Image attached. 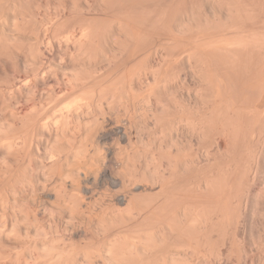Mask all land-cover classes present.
<instances>
[{
  "label": "bare ground",
  "instance_id": "6f19581e",
  "mask_svg": "<svg viewBox=\"0 0 264 264\" xmlns=\"http://www.w3.org/2000/svg\"><path fill=\"white\" fill-rule=\"evenodd\" d=\"M40 1H41V3H43L42 1H44V0H40ZM55 1L59 2L58 0H55ZM81 1H84V0H80L77 2L74 1V2L76 3V5L81 4L82 7L84 5V7L86 6L89 8L88 12H90V15H88V17L91 16V14L93 15V13H91V10L92 11L97 10V13L94 15L95 16L94 18L91 19V18L85 17V15H86L85 14L84 16L81 15L82 17H80V19H79V17H76L78 19H77V21H75L76 18L74 19V17H72L74 19L73 20L71 18V20L74 21V22H72V24L77 22V23H75V25L72 26V24H70L71 21L69 19H67V17L70 16V14H71L70 11H69L70 14L67 15V17H65L66 20H64L63 15H61L62 13L64 14L66 12L65 10L68 9L69 5L67 4L66 9L62 5V7H64V9H62V7H60V8L62 10H64L65 12H61L60 11L61 9H59L60 12H58V14L60 16H62L61 18H63V20L61 18L59 20V18H58V20L60 21L59 23L66 25V23L64 22V21H66V22H68L67 24L69 26H72L70 28V27H68V25H66L68 28H70L71 31H72V29L75 30V27L78 28L77 31L79 30L78 33H76V34H74L75 33L74 31H73L74 32L73 34L72 33L70 34V35H72V40L76 39L75 41L71 40V42H75V43L78 42V46H77V44L73 45L69 41L68 38H65V39H68V40H66V41H68V44L70 43L74 46L73 50H75V48H76L75 51H76L77 56L73 55V59L76 60L79 57V59L83 58L85 60V62L82 61L83 59L81 61H79V59L76 60L79 62L80 67H81L82 63L83 62L86 63L87 60H92L93 64L90 61L91 65L97 64V66H98L99 64L97 62L100 63L101 60H103L102 56H104V54L107 51L108 52L106 54L111 52V50L109 52V50H106V48L112 49L111 48L112 46H110V45H112V43L114 44L113 49H114V47H116L115 43L117 41H115V39L118 38L117 39L118 42H121L123 40V39L121 40V38L125 37L126 39L124 41L127 40L128 42H126V43L124 42L125 44L123 43L121 45L118 42L116 43V44H118L119 48L118 49H117V47L115 48V49H117L116 53H114L115 50L112 51L114 53L113 59H114V57L116 58V56L118 57L117 51L119 50V53L124 58V59H122V57L119 56V60L121 58L122 59L121 61H123V60L124 61H123V63H121V61H119L118 59H115L117 64H120V63L122 64V65L121 64L118 65V67L115 68V70H114V68L110 67L111 66L110 63L107 64L109 67V70H110V68H112L113 73L111 71L109 72L108 70H105V71H107V73L105 72L106 75H104L105 73H103L102 69L101 70L99 69V72L100 73L102 72L104 75L103 80L100 81V79H101L100 77H101L102 73L100 74V76H98L96 74L97 71H95L96 73L95 72L94 73L97 75V77L95 75H93V73L90 74L92 72L91 68L93 66H90V64H88L89 67H91V68H89V70H91L89 73L88 72L89 70L87 69L88 67L87 66L85 67L84 63H83L84 65H82V66H84V68L87 70L86 73L87 72L89 73L90 78L88 77V74H86L85 76H87V79L84 76L83 78L85 81H81L82 76L80 77V76H78L79 74L73 73V76L75 74L78 76V77L72 76L74 79L77 78V81L79 78H81L80 79L81 82H79L80 85L78 83H75L74 82L75 80L74 79L72 80V77H71V79H67V77L65 78L68 81L72 80L73 83L77 84V86H78V90L76 88L77 86L75 87L76 88L75 90H77V91L74 90V95H75V92H77L76 97L73 95V98L74 97L76 98V100H75V98H74V100L77 101L79 98L78 104H80L79 101H82L83 103L86 101H88L90 103L100 101L99 104L101 103V101H106L109 106H112L115 102L117 103L118 101L121 100L119 102L120 104H118V103L114 104L115 107H117V105L121 106V104L123 103L122 105H124V106L127 105V107H126V109H127L128 106H130V108H131V104L132 105L136 104L135 101L137 102L138 97H142V96L145 97L147 95V93L149 92L150 99L148 100V103L152 101L155 104V108H151L150 105H154V104L149 103L150 104L149 105L150 114L152 112L151 109H153L152 123L154 121V123H153L154 129L151 128V129H153V132H151L152 136H155L156 138L161 136V137L165 138V140L167 141V139H169L171 136L170 131L173 130V128L171 130L169 127L172 126V127H174L175 130H173V131L176 134L173 131L172 132L178 136V137H176L174 134L171 136L172 139L174 137H176V139L178 138V140H176V141H178L177 145H175V148H174L178 152H181L183 147L185 148V146H188V150H190L189 148H191V150H192L194 148V146L200 147L201 150H202V147H204L203 148L204 150H205V148L208 147L206 149V151H209L210 146H212L211 147L212 149H213V146H215L216 155H221L223 153L222 156H224L223 159H221L222 156L219 158L216 156L211 158V157H209L210 153L208 152V154H206V156H204L205 159L202 158L203 161L198 157L200 159L199 165H201L203 167L201 170L202 172L200 173V171H199L200 175L197 176L198 172L195 174L197 168L193 169V171H192L191 170L192 168L190 169L186 165H185L186 168H183V167L181 168V166H180L181 163H180V165L177 164L175 166L169 164L170 161L167 160V156L165 157V154L167 155V153H165V151H167L169 149L167 148V146H168L167 144H166L167 145L166 146V145H164V143H162V141H164V140L160 141L161 143H159L157 141L159 138L157 140L156 139L153 140L154 142H152L150 139L151 142L149 141L150 143L146 144V142L145 143L143 142L144 140L143 141L140 140L141 138L138 139L139 141H141L140 145L142 144L144 149L147 148V150L149 149L150 151H152L155 148L152 152V153H154V151L156 152L155 156L157 154H159V152H160V155L159 156L157 155L159 158L156 159L154 156V158H155L154 161L157 160L158 162H162L161 164H163L164 162L165 163L167 162V168L161 170L163 173L156 172L158 175L154 176V178H152L153 180L151 179V176H148L149 174H146L145 171H143V172H145L143 174L142 173L139 174L138 173L139 171L138 172L135 171L136 174L137 173L139 174V176L137 177L138 179L133 174H132L133 175L132 177L129 174V176H130L129 179L136 178L135 180L133 179L134 182H136V183L135 184L132 183L131 187L125 185V187L126 186L129 187V189L126 187L127 190H125L126 188H124V191H126V192L122 197L119 196L120 198L118 197L119 193L117 192L118 191V189H117V191H116L118 193V194H116L117 199L113 197L114 199H116L115 202H113L114 200L112 198H110L111 199L110 201L113 200L112 202L115 204H114V206L112 205L113 203H111L110 205L113 206L112 212H114L115 207H116L115 208V210H116V209L120 208L121 205H124L125 206V209H124L125 212H127V213L131 212L132 215H133L132 212H134V213L137 212L138 217L136 216V214H134L135 216L133 215L135 217V220H136L135 221L133 216L130 215V213H129V215H127V216H130L129 219L132 218L134 221L132 219H130V221H128L127 216H125L126 213L122 211L123 213H125V215H124L121 212V210H119L125 216L124 218H127L126 221H128V222L125 221L126 224H129L131 221L135 222V223H132V225L129 224L128 225L129 227L127 226V228H125L126 230L123 228V226H125L124 223H119V224L117 223L119 221L118 220L119 218L117 219V217H120V219H122L123 215H122V217H121V215L119 216V214H116V213L115 214H113V213L109 214L108 213L110 215L109 217H107V215L106 216L102 215L103 221H101V223L102 222L103 223L101 226H100V222L96 223V220H95L94 225L98 224V225H96V229L98 228L97 226L103 227L105 229V228H107L106 224L108 221L105 220L104 217L109 218L108 220H110V222H108V223H110V224L108 227L110 229L109 230L110 232L107 231V233H110V234L109 235L106 234L107 236L104 235L103 236L104 239H102L103 237L101 236V234H99L98 230L103 229V228H100V229L98 228V230H96V232H93V231H95V229H94L91 233H90V228H87L89 231L88 230H86V231H88L90 233L88 235V237H85L88 233H86L85 236L81 233L88 240V243L86 242V244L89 245L90 248L87 246L89 250L91 248H94L93 245L97 246L96 249L98 248L97 250L94 249L95 251H97V253H95L96 254L95 255L93 252L92 256H97V254H98L101 261H102L101 262L102 264H190L191 262H193V259L196 260V258H194V256L198 255V259H199V255L201 256L202 253L201 254L196 253L199 250L201 252L206 251L208 253V255H206V254L205 255L207 257L209 256V258H210L209 263L210 264H233L234 257H236L238 254H239L238 256L240 258H235V259H238L237 264H250V260H248V258H247V257H249L248 256L249 254L250 255L252 254V256L255 259L258 258V260H259V258H260L259 255H262L261 253L263 252V251L260 252V250L264 249V0H260V1L258 0L259 4L258 3L257 4L259 6L255 7V8H253L254 5L250 8V6L254 2H252L250 4L251 1L249 2V0H205V1L204 0H190V2H189V0H85L84 2H81ZM61 2H59V3H61ZM67 2L69 4H71L70 6L75 5V4H73L74 2L72 3L71 1L69 2L67 0H63V2L61 4L65 3L64 5H66ZM79 2H81V3H79ZM205 2H207V3H205ZM39 3H40L39 0H0V60L1 61L2 60L7 61L4 63L5 66L8 63V67H6V68H8L7 69L8 72L4 71V73L7 72L8 74L6 73L7 76L6 75L4 76V73L2 74L3 75L2 81L4 79L6 81H7V79L8 80L10 79L9 82H11V80L13 79L14 84L15 83L18 84L17 82L22 83L21 82L22 79L20 80L19 78H21V76H22L21 72H23L25 70H27L25 72L28 75V70L30 68L29 66H31L30 62H33L32 60L29 61L31 59L30 57H32V59H34V62H36V63H34L35 66L33 65L35 67V69L33 66H31V67H33V69H30L32 71V73H34V74H35V72L39 73V74L41 73V71L37 72L36 69L37 70L44 69V67H45L44 64L46 65L48 62L47 57L50 58L52 56L54 58V56L51 53L52 51L47 52L46 50L49 46L50 47L52 46V45H50V43H52L51 39L53 37H55V35L57 33L60 32V31L57 32V29H58L57 26L58 25L61 26L62 24L57 23L58 20H57V18H55V15H57L56 13L53 14V16L57 21L54 20L53 18H51V19H53V21L52 20L50 21V18L48 20H46L48 18V17H46V15H48V14H46L47 11H45V10H48V9L45 8V10H44L45 14H43V11H42L43 8L42 7H45L48 3L46 5L44 3L45 6L41 7L42 13L40 11V13L43 14L42 16L43 17L45 16L46 18L39 16V9H40ZM57 4H56V9L58 6ZM41 5H43V4H41ZM76 5L74 6L75 8L79 7V5L78 6H76ZM48 6L51 7L50 4ZM53 6H55V4ZM200 6L203 7L202 11H200L201 9H199V8H201ZM92 7L93 8L97 7V8L92 9ZM197 7H199V8H197ZM75 8H73V6H72L71 10H73ZM80 8H81V6L79 7V11H80ZM195 9H198L197 11H198V14H200V15L203 12L204 21H201L202 20L201 17L203 14L201 15V17H200V15L197 14L195 16H197V17L199 16L200 18L199 17L198 18L200 19V21H198L197 17H195V16L194 17L197 18L196 20L199 23L196 20H193L194 23H192L193 21H191L192 20L191 18L193 17L192 15L194 14ZM85 10H84V12H85ZM48 11H50V10H48ZM76 11L79 12L77 8L75 9V11H71V12H76ZM82 11H81V14H83ZM53 12L54 11H50V14H52ZM67 12H68V10H67ZM77 12H76V14H77ZM188 13H192V14H188ZM74 14H73V16H75ZM195 14H196V11H195ZM185 15H186V17L191 15V18H190V16L188 17V18H190L189 19L190 21L186 22L187 24L189 23V27L187 25H185V26H186V28L191 27L190 29L193 30L194 33L191 31L192 36H190L189 35L190 32L189 33L186 32V33H188L189 36L184 38L185 31H183V29L185 27L183 25L185 23L183 24V22H181V20H183V18H184L183 16H185ZM64 16H66V15H64ZM39 17L43 18L42 20L45 21L44 24L42 23L44 26L40 24V22L42 20H39ZM49 17H52V16H49ZM181 17H183V18L181 19ZM61 20L64 23L61 22ZM251 21L253 22L252 23L253 26L251 24H249V22L251 23ZM52 22L56 23V25L53 24ZM110 22L112 24H110ZM180 22H181V24H180ZM184 22H185V20H184ZM195 22H197V23H195ZM39 24H40V26H39ZM51 24H53L57 29H56V32L54 33V36L51 35L53 31L52 32L47 31L48 34L51 33L50 35L53 36V37L50 36L51 37V39H50V37H47L48 35L47 36L45 35L46 32L43 33V31H45V29L48 30L49 28H51V30H52V28L54 26ZM193 24H195L196 26H194ZM65 25H64V27H65ZM108 25H110L111 27L113 26L111 28L112 29L111 30L112 35L111 34L109 35L110 31L107 33V29L109 28ZM179 25L180 26L182 25L183 29L181 27V30H180L178 28ZM254 25H255V29H257V30H258L257 27H259L258 33L254 29ZM42 26H43V28L45 27V29L42 30ZM192 26H193V28H192ZM67 27H65V29H63V26H61V29H63V30L60 29L62 36H63V33L65 34V36L67 35V33H65V31H64L67 29V32H68ZM106 27H107V29H106ZM186 28L184 30L190 31V29H188V28L186 29ZM39 29L42 30L41 32L44 34V37H43V35H41V32L39 34V31H40ZM115 29L117 31L113 32V30H115ZM195 29H197V30H195ZM261 29H262V31L260 33L259 31ZM108 30H110V29H108ZM71 31H69V33ZM181 31L183 32L182 36L180 35ZM195 31H197V32L195 33ZM115 32H117V35ZM69 33H68V35H69ZM61 34L60 35L58 34L56 39L57 38L60 39L59 37L61 36ZM114 34L117 36L116 38L114 37L115 36ZM39 35L42 36V37H40V39H39ZM46 37L49 39V40H47L48 42H46V39H47ZM111 37L114 38V40L113 39L111 40ZM119 37H120V39H119ZM69 38L71 39L70 36H69ZM49 41H50V43H49ZM109 41L111 42V44H109L108 45L109 47H108L107 44L109 43ZM113 41H115V43ZM106 42H108V43L106 44V46H107L106 48L104 46V48H105V50H104L103 44L105 45ZM44 43H49L48 44L49 46L47 45V48L43 47V45H45ZM53 43H55L53 45H56L55 40ZM66 43H64L65 44L64 47L66 46ZM60 44H61V42H60ZM60 44L57 45L59 48H61ZM68 44L66 46L67 49L69 46ZM98 44H100V46H102V47H98ZM29 45H31L30 48H28ZM55 48H54V54L56 56L57 53H55V51H56ZM96 48L97 49L101 48V51H104L105 53L100 52L103 55L101 56V54H100V57H98L99 54H97L96 51H100V50H96ZM49 49H52V48H49ZM60 50L63 51L62 49H60ZM60 50H59V52H60ZM159 50H161V52ZM66 52L67 51L64 50L63 51L64 54L61 52V55L63 54V56H66L65 55ZM47 53H51L50 56H48ZM70 53L72 54L74 52H70ZM61 55L57 54V56H59V57ZM108 55H110V54H108ZM63 56H61V58ZM74 56L76 58H74ZM67 57H68V59L70 58L69 55ZM108 57L109 56H107V59H108ZM125 57H126V59H125ZM140 57H143V60ZM169 57L171 58V60L173 59V61H171ZM98 58H101V59H98ZM104 58H106V57H104ZM139 58L142 61L138 60ZM96 59H98L100 61H98ZM107 59H105V60H107ZM93 60H94V62H96V64H94ZM109 60L114 61L112 59H109ZM4 61H2V62H4ZM72 61H73V63H71V65H72L73 69L71 68V66L70 67L68 66V67L71 68L72 70H75L76 68L79 69L80 67L77 66L78 62L76 64L75 63L76 61L74 62V60H72L70 58V62H72ZM66 62H65V64H66ZM103 62H105V61H103ZM107 62H108V60H107ZM172 62H174V63H172ZM49 63H48V65L51 64V63L50 64ZM52 63H54V62H52ZM105 63H103V64L106 65ZM111 63L113 64L114 62H111ZM39 64L41 66H44V67L40 68L41 66L39 67ZM74 64H76V68L73 67ZM101 64H102V62H101ZM115 64L116 63H114L113 67L117 66ZM138 65L140 66L141 70L144 71V69H146L145 71H147V70L149 71V76L151 75L150 80L148 79L145 82L144 80H142L144 77L141 76L142 77V79H141V77L138 76V73H137L139 70ZM2 66H4V65H2ZM129 66L131 68L133 66V68L129 69L130 68ZM137 66H138V68H137ZM46 67H47V65H46ZM101 67H102V65H101ZM108 67H106V69ZM6 68H4V69H6ZM64 68H66V67H64ZM96 68H98V67L94 66L92 69L98 70ZM136 68L138 69L137 71H136ZM1 69L3 70V67ZM1 69H0V71H1ZM188 69H190V70H188ZM30 70H29V74L31 75L32 73H30L31 72ZM33 70H35V71H33ZM48 70H46V71H48ZM53 70H56V69H53ZM43 71L46 72L45 70H43ZM75 71H78V70L76 69ZM81 71H83L82 75H84L85 74L84 70L81 69L79 71V73ZM143 71H141L142 73H140V72L139 73L142 75ZM57 72H58V70H57ZM71 72H70V74H72ZM48 73H49L48 75H50V72H48ZM68 73H69V71H68ZM136 73H137V76L135 79H137V77H138V79H140L139 83H137L138 79L137 80L134 79V76L136 75ZM147 73L148 72H145V74H144L145 77H146ZM182 73H184L183 76L185 78L183 80H185V84H186V81H191V83H193V85H194L193 87L195 88V90H196V87H198V88L196 90L197 91L196 95H193L194 98L192 97V92H194L193 91L194 88H193V90L190 89V90H192V92H190L191 95L189 93V95L187 96L188 98L186 97V99H188L187 102L189 103V105L186 104L187 102L184 104V102L180 100L182 102V104H179L180 107L178 109H176L178 103L180 102L179 99H177L178 97H176V96L178 94H180V92L177 93L175 96L174 94L176 91H174L173 89L175 87H176V89H178L181 84L178 85L179 87L175 86L174 88H172L171 86H168L171 84V83L168 84V81H170L172 78H175L174 80L176 81V79H177L176 77H178L180 79V81L178 80L179 83H182L183 86H185V84L183 83V80H181V78H183V77H181ZM26 74L23 75L24 78H26L25 77ZM59 74H61L60 71H59ZM176 74H177V76H176ZM178 74L180 75V77ZM17 75H18V77H17ZM30 75H28V76H30ZM36 75L37 74H35V77H36ZM48 75L46 74V76L49 79ZM173 75H175V76L173 77ZM32 76H33V74H32ZM63 76L65 77V75H63ZM63 76H61V77L63 78ZM69 76H68V78H70ZM91 76H95L96 79L99 77V79H97L99 82L95 78L93 79V81H90ZM149 76L147 78H150ZM171 76H172V78H171ZM53 77H56L55 74ZM41 78L43 79L42 84L43 83L46 84V82L50 81V80L46 81L44 76ZM41 78L40 79L34 78V79L41 80ZM0 79H1V75H0ZM27 79H26V83H27V81L29 82V79L28 80ZM65 79L63 78L64 81H65ZM32 80H33V78H32ZM44 80L46 82H44ZM52 80L53 81L55 80L56 84L58 82H60V81L57 82L56 79H51V81ZM174 80L172 82H174ZM72 81H70L71 82L70 86L67 84V86H69L68 88L67 87L65 89L63 88L64 90L61 88V85H60L62 83H59L60 86L58 85L57 88L59 87V89L61 88L62 90L56 92L57 89L53 88L52 90L56 89L54 92L52 91L54 94L53 93H49V94L47 93L48 90L49 91L51 90V89H49L51 82L48 85L46 84V86H49V88H47L48 90L46 89L47 91H45V89L43 90L44 93L46 92V94H44L45 95L44 99L48 98V100H49V98H50L49 95L53 94V97L56 95V97H54V98L51 97L53 99H56L57 96L59 95V96H64V97L68 96V98H70L68 100H70V101L73 100V99H71L72 97L69 96L70 94H72L71 92H73V91H71V88H70L71 84L74 85L72 83ZM178 81H176V82H178ZM7 82H5V86H6ZM13 82H11V84H9L13 87L12 90L17 88V87H14ZM36 82H38V84H39V81H36ZM135 82L139 86L136 85ZM140 82H145V85H146L145 88L148 89V92H146L147 90L145 88H143L144 84L140 83ZM0 83H1L0 86L4 85V84H2L3 82H0ZM26 83H24L25 86L27 84H29V83H27V84ZM54 84H55V82L53 83V87H54ZM188 84L189 85L187 86V84H186V86L190 88V83H188ZM35 85H36V83H35ZM64 85L66 86V84H63V86ZM140 85H142L143 90L145 89L146 91H143L140 88ZM2 86L0 87V93L1 94H2V92H1ZM31 86H29V88H26V89H29V90L31 89L34 93H35L36 89L39 88V87L38 88L34 87L35 89H32ZM18 87H20V86H18ZM44 87H45V85H43V88ZM51 87H52V85H51ZM69 88L71 91L70 94H69ZM183 88L184 87H182V89ZM189 88H187V89L189 90ZM3 89H4V86H3ZM10 89H11V87H10ZM179 89H181V88H179ZM5 90L6 89H4L2 91L5 92ZM18 90L20 92L19 88H18ZM21 91H22L21 93L26 92V91H24V89H21ZM38 91H39V89H38ZM38 91H36V92H38ZM43 91H42V95H43ZM140 91H143V92H141V93H143V95L138 96L137 92H140ZM177 91H179V90H177ZM7 92L8 91H6V93ZM13 92L14 91H12L11 93L14 94ZM15 92L18 93L17 90H15ZM33 92L30 93V95H31L30 100L33 101L31 106H29L30 104H27V102L29 103V100L26 101V99L28 98L29 95H26V94H25V97H23V94L21 95L20 93H18L17 95L20 94L19 99L15 97L16 100H14V97H12L13 95H11V98H12L11 99L10 95H9L10 93H9L6 95H9L10 101L8 98H6V95H5V100H4V102L6 104H8L7 107H8V112L10 114L5 112V115L6 114L10 115L9 116L10 120L8 119V116H6V118L8 119V121L10 123H8V121H3V123L6 122L9 124L7 127L9 129V131L5 130L7 133H5L4 131L3 132L0 131V148L4 149L5 145H7L6 147L8 148V149L6 148V151H8V154L6 153V151L5 152H3V150L0 151L2 156L5 153H6L5 155H8V156H6L8 159V163H7V160L5 159V161H6L5 163L7 164L6 165L7 167L5 168L6 170H0V172L3 171L1 174L2 177H0L1 178V180H0V188H1L0 189V201H2L4 199L3 203H5V205L2 202H0V203L2 205H4L5 207L7 204L9 211H8V209L3 211L4 208H2V212H0V217H3L1 214L3 212L8 211L7 216L4 215L6 213L3 214L5 216V217H3L4 219L6 217H8L7 218L8 221H6V219H5V221L8 223H6L4 220H1L2 226L4 227V225H6L7 227L5 226L6 229L3 233L4 235L2 234L3 236L0 237V264H40L42 259H44V257L47 260H48V258H50V262H48L49 264H71V262L73 261L72 258L76 254L74 251H76L78 247L74 249V247H76V246H70V244H69L70 242L68 241L69 239H67V238H65L67 241L63 240V244H61L62 240L60 239L61 238L60 236H62V235H59V239L61 240V243L59 241L56 242V240L58 238L57 239L55 238V234L57 233V231H59L57 228H60V227H57L58 225H56L54 229H56L57 231L53 235L54 237L50 236V238H51L50 241L52 240V243L54 242V244H56V245H57V243L58 244L60 243L63 246L61 248H59L58 245H57L58 247L55 245L57 248H59L58 250L55 248V246H53L57 250V252H55L56 250L54 248L53 249L55 251H53V249L51 250L49 247L50 243H48V245H45L48 242V239L46 242L45 241L46 239H44L42 237L43 240L46 242V243L44 242L45 244H43V240L42 241L38 240L39 235H41V233L43 234V231L45 230V229L41 230V228H44V227L47 228L46 227L47 225L44 223V225H46V226L40 227L41 233H39V221L40 220H39L38 215H40V214L37 213L38 215H35L33 213L35 216L32 214L34 216V217L32 216L34 219L32 221L31 220L32 217H30L28 211L25 210L26 206L29 207V206H31V204H33L34 206H37V204H36L37 201H39L41 199L40 198L39 200H37L38 198L36 199V197H38L39 195L38 196L36 195V197H35L36 201H35V199L33 200V198H32L34 203H30L31 199H30V201L28 200L29 195L26 196L27 193L25 192V190L27 188L25 187V190H24V185L26 182V184L27 183L29 184V185L27 184L28 188L30 186H32V188L34 190L33 192L35 194L39 190V187H40L39 184L41 182L39 180L40 174H38L37 177L34 175L35 171H36V175L38 173L37 171H39V167H40L39 162L41 160L40 156H39V154L41 153V151L39 153V146H40V148L42 146L39 145V143L40 144L42 143L43 138H39V132H40L39 131V128H40L39 125L41 124V126H42V124H44L41 122H45V119H46L45 115L48 114V113L46 114V113L40 112V111L45 112V110L43 109L45 104H43V103L40 104L41 101H39V100L41 99V97L39 99V96H40L39 93L34 94V98H32ZM144 92H146V95ZM169 92H171L173 94V96L176 97V99H175L173 96L170 95L172 98H174L173 99L174 101L175 100L179 101V102L176 101L177 105L173 104L174 101H172V98L168 96L169 94H171ZM183 92H185L187 94V92L185 91V88H184ZM26 93H28V90ZM3 94H5V93H3ZM46 95H48V97H46ZM180 95H178L179 98L181 97ZM166 96H168V101L166 99ZM149 97H147V98H149ZM183 97H185V95ZM23 98H26V99H23ZM147 98L145 97V99H147ZM1 99L3 101L4 96ZM7 99L9 101L8 103L6 102ZM44 99H42L43 102L46 101V100L44 101ZM64 99L62 101L63 102L66 101L67 103L66 102L65 103L69 104V102L67 101V97H66L65 101H64ZM143 99L141 98V100H143ZM169 99H171V100H169ZM180 99H182V97ZM183 99L185 100V98H183ZM189 99H190V102H189ZM58 100L60 102L58 101L57 104L54 103V101H52V99L49 101L53 104V107L55 105H58V108H59V106H60L59 103H61L62 101H61L60 97ZM139 100L140 99H138V103H139ZM165 100H166L167 104H166V102H164L165 103L164 105L168 106L167 107L168 111L171 110L170 109L171 104L168 105L169 101H170V103L172 102V107L176 105L175 108L173 107V109L176 110L174 112L175 114L172 113L171 112L172 110H171L170 111L171 113L168 112V114H171V116L168 114L166 115V113H167V112L165 113L166 107H165V109L162 108L164 110H161L160 105H162L161 103H163V101H165ZM31 101H30V103H31ZM49 101H48V103H50ZM75 101H71V103H70L71 105H67L68 107L69 106H72V107L68 108V107H65L63 105L64 106L63 108H68L67 110H69L70 108H73V104H74L73 102H75ZM4 102H1L0 106H1V104L4 105L5 104ZM82 102H81V104H83ZM102 103H101V105L103 106V104H105V102L103 104ZM107 103H106V105H107ZM52 104H49L50 108H52L51 107ZM81 104H80V106H81ZM87 104H89V103L86 102L85 106ZM99 104H95V106L97 105L96 107L98 108ZM140 104H141V102H140ZM49 105H48V109H49L48 111L50 112ZM74 105H75V107H77L76 106L77 104H74ZM83 105H82V108H83ZM85 106H84V109H85ZM88 106L89 105H87V107ZM102 106H100L101 110H99L98 113H100L102 111V108L105 105L103 107ZM109 106H105V107H107L106 108L107 110H108ZM1 107L3 108V106H1ZM7 107H6V105H4V108L6 110H7ZM39 107L40 108L42 107V109L44 111L43 110L39 111ZM46 107H44V108H46ZM91 107H92V105H91ZM4 108L2 109L3 111H4ZM111 108L109 107V110H111L110 112H112ZM77 109H79V107ZM89 109H91V108H89ZM106 109H105V111H106ZM113 109H114V106H113ZM2 110L0 109V111L4 115V112ZM51 110H53V113H55V111L57 112V110H58V112L60 111V109H57V108L56 109L52 108ZM63 110H61L62 114H61V112L58 113V114H60L59 117H62ZM73 110L71 109V113ZM83 110H81V111H83ZM94 110L96 112V109H94ZM116 110L119 111V109H117V108H116ZM69 111H67L66 113L67 114L70 113ZM103 111H104V109H103ZM1 112H0V114H1ZM74 112H75V110L73 111V113ZM91 112H93V111L91 110ZM114 112H113V115H115ZM138 112L134 113V114H138ZM87 113H89V112L87 111ZM107 113L110 114L107 111H106V113L103 114V116L101 114L102 118L105 117V115L107 117L112 115V114L107 115ZM141 113H143V111ZM58 114L56 113V115H58ZM64 114H65V112H64ZM76 114H77L76 112L74 115L72 114L73 116L71 115V118H73ZM81 114H82V112H81ZM85 115H86V113H85ZM85 115H84V117H85ZM89 115H88V118H89ZM92 115H93V113H92ZM97 115L99 117H101L99 114H97ZM117 115H118V113L116 114V116ZM126 115H128V113ZM139 115H138V117H139ZM1 116L2 115H0V117ZM54 116H55V114H54ZM66 116L69 119V116L68 115H66ZM77 116H79V115L77 114ZM167 116L169 118L173 117V118H171L172 120L170 121ZM55 117L52 116L53 120ZM67 117H64V118L67 119ZM86 117H87V115H86ZM99 117H97V118H99ZM140 117H141V115H140ZM71 118H70V121H71ZM80 118L83 119L81 116H80ZM80 118L78 117L77 120H80ZM91 118H92L91 120H93V118H94V120L92 121V122L95 121L94 126L96 123L98 124L100 121H101L100 127H101V124H102V126H104V123L106 124V122L103 121L104 122L103 123L101 119H100V121H96L95 116H93ZM146 118L147 117H145V119ZM63 119H62V122L64 121ZM66 119H65L66 123L70 124V121L67 122L68 119L67 120ZM105 119H103V120H105ZM116 119H118V118H116ZM53 120L51 119V117L49 120L46 119L47 122L48 121L52 122ZM85 120H87V119L85 118ZM110 120H113V119H110ZM139 120H141V119H139ZM0 121H2V119ZM58 121L55 122L56 123V124H54L55 127L58 126ZM106 121H108V120L106 119ZM53 123L54 122H52V124ZM63 123H61L62 125L61 124L60 125L64 128V130H66V128H67L66 131H68V129L71 126H72V128L75 127V125L73 126V124L71 126H69V124H67L69 126V128H68V127H65V123H64V125H63ZM71 123H73V121ZM84 123H85L84 124L85 127L86 126L88 127L89 122L85 121ZM111 123L109 126L110 130H108L109 128L106 129L105 128L106 126H104V129L100 128L99 126H95V129L97 127L100 128V130L98 128L95 130V129H93L94 128L93 124L92 125L90 124L93 127H90L91 130L89 129V127H88V129L90 131H92V129H93L95 132H93V131L91 132V133H93V136L90 139L91 142L88 141V143H87L86 141L88 138H90V135L88 134L89 130L87 131V128H86L87 132L86 131L85 132L87 134L85 133V135L86 136L88 135V136L87 137L85 136V139L86 138L87 139L86 140L84 139L85 140L84 144L87 143V145L88 144L90 145V143L94 142L93 145L94 144L96 145V143L100 139H102V140L99 142H102L103 138L104 139L107 138L110 135V133H112ZM0 124H1V122H0ZM48 124L49 123H46L44 125L45 127L44 128L42 127V129H46L48 126H50L51 123L49 125ZM79 124L80 123H78V125ZM107 124H108V122H107ZM134 124H135V122H134ZM79 126H78V128L75 127L74 130L72 128H70L69 130L72 129L73 131H75V130L80 131V128L82 125L80 127ZM116 126H115V128H116ZM3 127L4 128H2V127L1 128L6 129L5 128L6 126H3ZM51 127H53V126H51ZM62 127H60V128H62ZM124 127H127V126L125 125ZM58 128L59 127H57L56 129L58 130ZM119 128H120V126H119ZM121 128H120V130H121ZM112 129L114 130L113 127H112ZM125 129L126 128H124V130ZM168 129H169V131H168ZM191 129H192V131H190ZM51 130H49L48 132H50ZM57 130H54V131L57 132ZM82 130H84V129H82ZM120 130L119 131L117 130L119 132L117 134H120L122 132ZM62 132H60L62 135L61 137H65L64 136L65 133L63 132V134H62ZM184 132H186V133L191 132L193 134V136H192V134L190 135V137L191 136L192 137L188 138L189 140L187 141V143H186L187 139L186 140L184 139L185 141L182 140V134L184 135ZM42 133H44L43 130H42ZM50 133L48 134L49 135L48 137L52 138L50 136ZM52 133H54V132H52ZM57 133L58 134H56V136L53 134L54 135L53 140H54V138H55V140L59 138L60 133L59 132H57ZM80 133H82V132L80 131ZM83 133H82V135H84ZM94 133H95V136H94ZM126 133H127V139L126 140H128L127 142H130L129 144H131L134 141L133 135L131 132L128 133V131ZM142 133H144V132H142ZM26 134L29 135V136H27L28 140L30 137H32V139L34 141L41 139V142L39 140V142L37 141V145L35 142V144H34V145H36L35 148L34 147L29 148L28 145L30 143H31V145H33L32 144L33 142L32 141L30 142V140H32V139L29 140L30 143L28 145H27V143H28L27 140H25L27 142L26 144L24 141H21L24 143L20 142V140H24V138L21 139L22 136L25 135L24 137L26 139ZM68 134L69 135L71 134L70 131H68ZM117 134L115 133V135H117ZM42 135H44V134H42ZM65 135L68 136L67 138H69V135H67V132ZM72 135H71V137L75 138V139L76 138L78 139V137L81 136V135L79 136L77 134L78 136L75 137L74 132L72 133ZM123 135H124V133L121 136H123ZM137 135H138V133H137ZM166 135H169V138H166ZM45 136H47V135H45ZM124 136H123V138H124ZM136 136H135V138H136ZM185 136H187V135H185ZM81 137L83 139L84 136H81ZM81 137H80V140H81ZM111 137L109 136V138H111ZM50 138H48V140ZM72 138H70V140ZM183 138H185V137H183ZM66 139L64 138V140H66ZM75 139H74V141H71V142L76 143L77 141ZM44 140H46V139H43V141ZM48 140H46L45 142H48ZM64 140H62L63 142H61V140H60V142L58 140H56L58 142L57 145L58 146L60 145V147H58V150L60 148H61V151L64 150V149L62 150V147H61V146H63V143H65ZM84 140H81V143H82L81 147H79L81 145L79 143V141L77 142V144L79 143L80 145L78 144L79 145L78 146L76 144L77 146H75V148L72 147V145H74V144H72L70 141H68V142L72 144V145H70L72 148L67 146L69 144H66V145L64 144L67 148L69 147L68 150L71 151L73 154V156H72V154L69 153L67 148L64 150L65 155L67 153H69V154H67V156L62 157V158H68L69 160L67 159V161H68L69 165L71 166L70 167L69 165H67L66 166L67 170L69 169V167L70 168L74 167V165L76 163L78 164V162L75 163V161H74L75 164L73 163L74 165L70 164V162H71L70 157L72 156V159H73V157L76 156L75 158H77V156H78V155H75V154H77V153H75V151L79 152L80 150H82V152H83L84 150L87 149V148L85 149V147L83 145L82 141H84ZM92 140H94V141L92 142ZM49 141L52 142V140H49ZM56 141H53V143H55ZM120 141H121V139H120ZM122 141H124V139ZM146 141H148V140H146ZM172 141H175V140H172ZM99 142L97 143V145L99 144ZM112 142H114V141H112ZM184 142L186 144H184ZM48 143H46V144L43 143V144L47 146ZM66 143H67V140H66ZM119 144H121V143H119ZM204 144L205 145L207 144L209 146L206 145L207 146L206 147ZM44 145H43V148H44ZM87 145H85V146H87ZM95 145L93 148L91 147L89 149L94 150V148H95V149L99 150V148H101V147L98 148ZM49 146H50V144H49ZM52 146L57 147L56 144L52 145ZM116 146H117V144H116ZM131 146H130V148H131ZM165 146L167 149L165 148ZM169 146H170V144H169ZM171 146H170V148H171ZM173 146H174V144H173ZM181 146H183V147H181ZM82 147H84V148H82ZM70 148L73 149V151ZM200 148H198V149L200 150ZM109 149H111V148H109ZM109 149H107V150H109ZM112 149L109 151L112 152ZM136 149H135V152H136ZM137 150L139 152V149H137ZM55 151L57 152V150H55ZM61 151H58V152L60 153ZM66 151H67V153H66ZM162 151H164V153ZM82 152H80V154ZM86 152H87V155L89 156L90 155V154H88L89 151H85V154H86ZM94 152H97V150ZM199 152H202V151H199ZM63 153H60V155ZM108 153L109 152H107V154H106L104 152V154H106L107 156H110V154H112V153L114 155L117 154L114 152L109 153V154ZM118 153H119V151H118ZM145 153H144V155H145ZM213 153H214V150H213ZM31 154L33 155V157L35 156L34 159L29 158V156ZM41 154H43V152ZM52 154H54V153L52 152ZM82 154H83L82 157H84L85 154L84 153H82ZM101 154H102V152H101ZM134 154H131V156L133 155V157H134ZM180 154H183V152ZM191 154H192V152H191ZM199 154H201V153H199ZM23 155H26V156L24 157ZM44 155L47 156V153ZM117 155H119V154H117ZM195 155L198 156L197 154H195ZM48 156L50 157L49 152H48ZM59 156H57L56 158L54 157V158L58 160ZM96 156L97 155H95V157ZM136 156H137V154H136ZM139 156L140 155L138 154V157ZM78 157L80 158L81 155ZM126 157H127V155L125 156V158ZM180 157L178 155L177 158L183 159V157H181V158ZM2 158H3V160H2ZM2 158L0 157V159L2 161H4L5 157L3 156ZM44 158L48 159L47 157H44ZM79 158H78V161H79ZM104 158L107 159L106 156ZM104 158L102 156V160ZM144 158H145V156H144ZM165 158L167 161H165ZM195 158H197V157H195ZM51 159H53V158L51 157ZM51 159H48V162ZM84 159L87 160L88 157H87V159L86 158H84ZM89 159H90V157H89ZM94 159H96V158H94ZM99 159H96V160L99 161ZM131 159H133V158L131 157ZM218 159H220L219 160L220 162L222 161L223 166H222V163H221L220 167L217 166L218 165V161H217ZM73 160H75V159H73ZM73 160H72V162H73ZM85 160H84V162H85ZM102 160H100V161H102ZM127 160H129V159H127ZM169 160H170V158H169ZM193 160H196V159H193ZM46 161H44V162H46ZM62 161H58V162L55 161L52 163L53 165L49 164V168H47L48 170H46L48 172V174H45L46 175L45 177L47 178V175H49V173L52 174V172L54 175L55 170H58L61 167L62 168L65 167L66 164H64V166H63ZM67 161H63V162L67 163ZM141 161H143V158ZM144 161H146V160L144 159ZM177 161H178V159H177ZM190 161H191V159H190ZM216 161H217V164L215 163ZM51 162H52V160H51ZM82 162H80L82 164V165L81 164L80 165L82 167L84 166L83 168H86V172H84L85 169H83L79 164H78L79 168H77V165H76L75 166L76 168L74 167L73 169H69L70 173H73V175H74L73 179L75 177V179L80 181L78 186H76L77 181L74 182V180H72L73 182L71 184L75 183V186L69 184L71 186L70 188H72V186H73L75 188L74 190H78V191L81 188L80 187L81 182H83V181H81V179L83 178L82 175H85L84 178L87 180V182L91 181L92 179L95 180L94 184L97 181V179L102 175L101 173L97 174L98 172H96V170L99 169L98 168L99 166H97L95 164L96 161H95V163H92L93 161L91 162V160L88 161L89 163L86 161L88 164H84V162L83 163ZM150 162H151V159H150ZM2 163H4V162H2ZM2 163L0 162V165ZM42 163H41V165H42ZM54 163H56V164H54ZM91 163L93 164V166L95 165L96 168H98V169H96V168L90 169V166H85V165H89ZM100 163H102L104 165L106 164L105 162L104 163L100 162ZM130 163L132 164V160ZM172 163H175V162H172ZM97 164H99V163H97ZM116 164H117V162H116ZM146 164H147V162H146ZM148 164H149V167H151L150 163H148ZM184 164H183V166H184ZM4 165L2 164L3 167H4ZM43 165H44V163H43ZM43 165L41 167H43ZM46 165H48V164H45L44 167H47ZM104 165L102 166V168L104 167ZM106 165H108V164H106ZM121 165H123V164H121ZM138 165H139V163H138ZM151 165L153 166V164H151ZM219 165H220V163H219ZM50 166L54 168V171H52L53 168L51 170ZM118 166H120V165H118ZM124 166H126V165H124ZM147 166H146V168H147ZM159 166H160V164L158 165V167ZM161 166H165V165L163 164ZM161 166L159 167L160 169H161ZM179 166L181 169H179ZM80 167L83 169V171H82V169H80ZM87 167H88V169H87ZM2 169H4V168H2ZM65 169H64V174L66 173L67 175H71V174L67 173L69 170L67 172H65L66 171ZM124 169L126 170L127 167ZM152 169H155V168H152ZM199 169H201V167ZM41 170H43V169H41ZM49 170L52 172H50ZM71 170H74V171L71 172ZM100 170H102V169H99V171ZM107 170H108V168H107ZM113 170L114 169H112L110 172H112ZM130 170H132V169H130ZM60 171H62V172H59L60 173L59 175L61 176V174H62L61 178L62 177L64 178V176H66V175L63 174V169L62 170L60 169ZM117 171L120 172L118 169H117ZM151 171H153V170H151ZM156 171H158V169ZM44 172H45V170H43V174H44ZM128 172H130V171H128ZM40 173H41V171H40ZM56 173H55V176H52L54 178L48 176L50 179L49 178L46 179L44 177V175L42 174L43 179L46 180L45 182H47V180H51V179L56 181V179H55ZM113 173H110L111 178H112ZM57 175H58V173H57ZM60 176L58 178V182L61 180ZM101 177H100V179L102 182L103 179ZM104 177H107V176H104ZM113 177H114V174H113ZM116 177H117V175H116ZM116 177H114V178H116ZM118 177H119V179L121 178L120 176H118ZM68 178L67 177L64 178L66 180V182L64 180H62V181L65 183L71 182V181L67 182ZM40 179L42 181H44L42 178H40ZM85 179H84V181H85ZM107 179H109V177ZM107 179H105V180H107ZM125 179L124 180L122 179L124 182L123 181H121V182L128 184L127 182H129L130 180L126 179L127 182H125L126 181ZM69 180H71V179L69 178ZM118 180L113 181V178H112L113 185L111 184V186H114L115 188H119L122 183L120 182L121 179L119 181ZM133 180H131V181L133 182ZM136 180H138V181H136ZM53 182L54 181H52V183ZM63 182H61V186H62V184H64ZM109 182H111V180L108 181L107 183H109ZM59 183H57V185H60ZM97 183H98V181H97ZM85 184H86V182H85ZM42 185L43 184L41 182V186ZM46 185H47V183H46ZM46 185L44 184L43 186L47 187L48 185L47 186ZM61 186L60 187L55 186L56 188H52L53 186H51L52 189L50 190V192L47 191L46 196H48V193H52L51 191L53 189H56L55 191L54 190L53 191H54V193L56 192L58 194L57 197H59V196L62 197L60 194H62L64 197V195L67 194V192L64 194V193H60V191H57V187H58V190H60L59 188H62V190H63V187H61ZM88 186H90V185L88 184ZM93 186H95V185H93ZM67 187L68 186H66V188ZM123 187H124V185L121 186L120 188L122 189ZM155 187H159V189L156 191V190H154ZM32 188H30V189L32 190ZM47 188H45V189H47ZM48 189H50V188H48ZM121 189H119L120 193L123 191V189H122V191H121ZM40 190H42V189H40ZM74 190H72V191H74ZM90 190H91V193H93L92 192L93 188ZM111 190H113V189L111 188ZM65 191H67V190L65 189ZM45 192L46 191H44V193ZM63 192H64V190H63ZM109 192H111V191H109ZM34 193H33V196H35ZM69 193H70V191H69ZM91 193H89V194H91ZM39 194H42V193H39ZM73 194H75V191L73 192ZM122 194L123 193H121L120 195H122ZM30 195H32V194H30ZM51 195L52 194H50V196ZM68 195H70V194H68ZM92 195H90V196H92ZM109 195H110V193H109ZM41 196H43V194ZM50 196H49V198H53L52 196L51 197ZM75 196H77V194ZM75 196H74V198H75ZM25 197H27V198H25ZM60 197H59V200H60ZM63 197L61 199H63V203H64V199L67 197H65V198H63ZM78 197L75 198L76 200L73 199L74 201H71L74 204L73 205L74 207L72 206L73 210H71V212L74 211V208H75V212L79 210L76 214L80 213V210L83 211L82 210L83 208H86L85 206L84 207L81 206V205H83V201L81 203L80 202L81 200L80 201L77 200ZM47 198L44 199L46 202L42 199L45 204L48 201ZM54 198H56V197H54ZM70 199H71V197H70ZM27 200L29 201L30 205L27 204L28 203ZM42 200H40L39 202L41 203ZM52 200L55 201L54 199H52ZM43 201H42V203H43ZM61 201L62 200H60V203L62 204ZM96 201H95V203H97ZM58 202H56V203H58ZM67 202H69V201L66 200V203ZM48 203L50 204V200ZM60 203H58V204H60ZM52 204L53 203H51V205H49V206L51 207ZM67 204H66L67 208H66V205L64 204L65 205V206L63 205L64 207L61 206V207H63L62 208L63 210H61V207L59 209H56V210L65 212L66 209L69 208L68 210L70 211V206L72 204L70 202ZM69 204H71V205L69 206ZM108 204H105V205L110 207V205H108ZM53 205L58 207L57 204H53ZM75 206H77V208ZM40 207H41V205H40ZM0 208H1V206H0ZM44 208L46 209L45 206H44ZM79 208H81V209H79ZM48 209H49V207H48ZM48 209H46L45 211H47ZM54 209L52 210V208H50V210H48V211L49 212L51 210L54 211ZM31 210H30V212L32 213V211L33 210L35 211L36 209H33L32 211ZM90 210H91V208H90ZM24 211H27L26 213L28 215ZM59 211L56 213L57 215H58ZM69 211H67V212H69ZM67 212L65 215L69 214V213L67 214ZM41 213H42V211H41ZM103 213L105 214V212H103ZM106 213H107V211H106ZM117 213H119V212H117ZM61 214H63V213H61ZM25 215H27L28 217ZM59 215H58V217H59ZM89 215H92V214H89ZM89 215H84V216H89ZM48 216L51 217L50 218L51 221H48L49 219L48 220L46 219V220L48 222L52 223V219L54 217L52 218L51 215H48ZM53 216H54V214H53ZM61 216L63 217V215H61ZM72 216H73L74 221H77V220H75L76 217L74 218L75 215L73 214L70 217H72ZM76 216H79V215H76ZM84 216L81 218H84ZM68 217H65V218L68 219ZM136 217H137V219H136ZM60 218L61 217H59V219ZM44 219L41 218L40 222H42V220H43L44 222L47 223V221H45ZM102 219H100V220H102ZM70 220L68 219V221H70ZM82 220H84V219H82ZM91 220H93V218ZM124 220H123V222H124ZM56 221H57V218L55 220V223H57L59 221V220L57 222ZM62 221H64V220H62ZM68 221H67V223H69ZM90 221H88V222H90ZM120 221L122 222V220H120ZM2 222H5L6 224H3ZM61 222H59V224ZM92 222H94V221H92ZM92 222H90V224H92ZM62 223H65V222H62ZM71 223L74 224L75 222L74 223L71 222ZM80 223H78V224H80L81 226L83 225V227L85 226L84 222H83L84 224H82V222H80ZM121 224H123L122 227H120ZM48 225H49V223H48ZM65 225L67 226L68 224H65ZM110 225L113 228H115L116 230H118L117 228H119V227L122 228L123 230L122 231L119 230V231L114 232L113 230H111ZM50 226H51V224H50ZM76 226L78 227L77 224H76ZM76 226L74 224L73 227H75V229H77ZM116 226H117V228H116ZM62 228L63 227H61V230L63 231L64 229H66L68 227H66V228L64 227V229H62ZM93 228H95V226ZM128 228H130V229H128ZM0 229H1V227H0ZM3 229L4 228H2V230ZM51 229H53V228L51 227ZM84 229H86V228H84ZM104 229H103V231H104ZM50 230H49V232H50ZM68 230H69V228L66 231L69 232ZM106 230H108V229H106ZM33 231L36 234L37 241L35 240L36 238L34 235H32V236H34L35 239L31 238V236H30V234ZM70 231H71V229H70ZM74 231L77 232L78 229H77V231L76 230H74ZM80 231H78V232H80ZM100 231H102V230H100ZM103 231L101 232L102 234L104 233ZM111 231H113V232L111 233ZM248 232H250L249 233L250 236H247ZM51 233L53 234V232H51ZM46 234L47 233H45L44 235H46ZM70 234H73V231ZM70 234H68V236ZM0 236H1V234H0ZM71 237H72V235H71ZM80 237H77V238L79 239ZM84 237L81 239L84 240L85 239ZM47 238H49V235L47 236ZM53 238H54V240L55 239L56 240L54 241ZM62 238L64 239L63 236H62ZM74 238H75V236H74ZM74 238H72V241H74L73 240ZM81 239L79 241H81ZM83 240L81 243H83ZM74 242L76 243L77 241H74ZM40 243H42V244L39 245ZM73 243H71V244H73ZM79 243L80 242H77L76 245L80 246V245H78ZM42 245L43 246L45 245V246L43 247ZM39 246H42L43 248L41 249V248H39ZM91 246H93V247H91ZM71 247H73L74 250H71ZM81 247H82V245H81ZM84 247L85 246H83L82 248H79L78 249L79 252L77 250V253L81 254L85 250ZM88 249L86 248V250H88ZM48 250L53 251V252L50 251V253H53V254H49ZM89 250L87 251V252H89L88 254H90L93 251V250H91V252H90ZM85 251L83 252L84 255H88V254H86L87 252H85ZM206 252H204V253H206ZM204 253H203V256H201L202 258L204 257ZM263 254H264V252H263ZM46 256H48V257H46ZM89 256L86 259H88ZM92 256H90V257H92ZM75 257L73 259H75ZM99 257H97V259ZM76 258L77 259H75V260H78V261H79V259H81L79 256ZM93 258L95 259L96 257H93ZM46 259H44L45 262L42 261V264L47 263ZM96 260H91L90 261L91 264L93 263L92 261H96ZM203 260H205V259H203ZM84 261H85V258L82 261L83 262L82 264H84ZM88 261L86 260L87 264H88ZM97 261L98 262H96V263L98 264L99 260H97ZM196 261H199V260H196ZM253 261L255 262V260H253ZM261 261H263V260H261ZM75 262L76 261H73L72 263L75 264ZM199 262H201V261H199ZM199 262L197 264H200ZM79 263H80V261L76 264H79ZM101 263H99V264H101ZM234 263H235V260H234Z\"/></svg>",
  "mask_w": 264,
  "mask_h": 264
},
{
  "label": "rangeland",
  "instance_id": "374dc122",
  "mask_svg": "<svg viewBox=\"0 0 264 264\" xmlns=\"http://www.w3.org/2000/svg\"><path fill=\"white\" fill-rule=\"evenodd\" d=\"M46 1H47V2H46ZM58 1H59V2H61V1L63 2V0H58ZM67 1H69V2L71 1V2L73 3L74 1L77 2V1H80V0H67ZM84 1H85V0H84ZM84 1H81V2H84ZM204 1H205V0H204ZM250 1H251V2H250ZM256 1H257V2H256ZM259 1H260V0H259ZM259 1H258V0H254V1H253V0H249L250 4H251L252 2H254V3L250 6V8H251L253 5H254L253 8L259 6V5H258V4H259ZM39 2H40V3H39V4H40V5H39V6H40V7H39V8H40V9H39V16L43 17L42 15L45 14V13H44L45 11L48 12V13L46 12V14H48L49 16H52V17H49L48 15H46V17H48L46 20H48L49 18H50V21H51V20L53 21V19L56 20L55 18H57V20H58V18H59V20H60V18L62 17V16H60V15L58 14V12H60V11H61V12H65V11H66L64 14H63V13L61 14V15H63L64 20H66L65 17H67V15H69V14L71 13V14H70L71 17H70V16L67 17V19H69V20L71 21V22L69 21L70 24H72V22H74L73 20H74L76 17H79V19H80V17H82L81 15L84 16V15L86 14L85 17H88V15H90V12H88V9H89V8L85 6V7L87 8V9H86V8L84 7V5H83V7H82L81 4H78L79 7L81 6L80 11H79V7H76V8L78 9V11H79V12L76 11L77 14H76V12H71V11H75V9H76V8L74 7V6L76 5L75 2L73 3V4H75V5H72L73 8H75V9H73V10H71L72 6H70L71 4H69L68 2L66 3V5H64L65 3L61 4L62 2L59 3V2H57V1H55V0H44V1H42L43 3H41V1L39 0ZM64 2H65V1H64ZM81 2H79V3H81ZM189 2H190V0H189ZM44 3H45V5L48 3V4L46 5L47 7L44 5ZM57 3H58V4H57ZM203 3H204V2H203ZM203 3H202V4H203ZM205 3H207V2H205ZM257 3H258V4H257ZM41 4H43V5H41ZM49 4L51 5V7L48 6ZM54 4H55V6H53ZM56 4L58 5V6H57V9H56ZM67 4L69 5V6H68V9H67L68 12H67V10H65V11L62 10V9H64V7H65V9L67 8ZM62 5H63L64 7H62ZM78 5H76V6H78ZM203 5H204V4H203ZM205 5H206V4H205ZM255 5H256V6H255ZM42 6H45V7H42ZM41 7L43 8V10H42ZM60 7H62V9H61ZM70 7H71V8H70ZM200 7H201V8H199V7H197V8L201 9L200 11H202V8H203V7H202V6H200ZM45 8H47V9L50 10V11H54V12H53L52 14H50V11L45 10ZM51 8H52V9H51ZM69 8H70V9H69ZM83 8H84V9H83ZM94 8H97V7H94ZM94 8L92 7V9H94ZM59 9H61V10L59 11ZM85 9H86V10H85ZM41 10L43 11V14H41V13H42ZM44 10H45V11H44ZM82 10H83V11H82ZM84 10H85V12H84ZM197 10H198V9H195L196 14H195V11H194V14L192 15V16H193L192 18H191V15H189L190 18L192 19L191 21L196 20V19L199 17V16H198V17L195 16V15L198 14V11H197ZM40 11H41V13H40ZM69 11H70V13H69ZM81 11H82L83 14H81ZM89 11H90V10H89ZM95 11H96V12H95ZM95 11H94V10H93V11L91 10V13H93V15L91 14V16H89L88 18H91V19L94 18V17H95L94 15L97 13V10H95ZM200 11H199V12H200ZM94 12H95V13H94ZM55 13H56L57 15H55V18H54L53 14H55ZM72 13H73V14L75 13V14H74L75 16H73ZM200 13H201V12H200ZM79 14H80V15H79ZM188 14H192V13H188ZM202 14H203V12H202ZM202 14H201V15H202ZM64 15H66V16H64ZM76 15H77V16H76ZM78 15H79V16H78ZM186 15H187V14H186ZM186 15L183 16L184 18L181 17V19L183 18V20H181V22H183V24L185 23V24L183 25L185 28H186L185 25H187V26L189 27V23L187 24L186 22H189V21H190V20H189L190 18H188L189 16L186 17ZM198 15H200V14H198ZM201 15H200V17H201ZM57 16H58V17H57ZM59 16H60V17H59ZM92 16H93V17H92ZM194 16L197 17V18H195ZM46 17L44 16L43 18H46ZM72 17H74V19H73ZM200 17H199V18H200ZM202 17H203V18H202ZM202 17H201V19H202L201 21H204V14L202 15ZM43 18H40V17H39V20H42ZM51 18H53V19H51ZM63 18H61V19L63 20ZM71 18H72L73 20H71ZM187 18H188V19H187ZM193 18H194V19H193ZM199 18H198V21H200ZM77 19H78V18H76L75 21H77ZM44 20H45V19H44ZM57 20H56V21H57ZM59 20L57 21V23L60 22ZM62 20H61V22H63ZM184 20H185V22H184ZM42 21H43V20H42ZM42 21H41V22L39 21L41 25H43V24L45 23V21H43V22H42ZM196 21H197V20H196ZM198 21H197V22H198ZM254 21H255V20H254ZM64 22L66 23V25H68V24H67L68 22H66V21H64ZM64 22H63V23H64ZM181 22H180V24H181ZM197 22H195V23H197ZM42 23H43V24H42ZM52 23L56 25V23H54V22H52ZM75 23H77V22H75ZM75 23H73L72 26L75 25ZM192 23H194V21H193ZM198 23H199V22H198ZM252 23H253L252 21H251V23L249 22V24H251V25H252ZM254 23H255V22H254ZM40 24H39V26H40ZM53 24H51V25H53ZM59 24H62V23H59ZM110 24H112V23L110 22ZM190 24H191V23H190ZM64 25H65V24H64ZM64 25H63V24L61 25V26H63V29H65V27H67L66 25H65V27H64ZM193 25L196 26L195 24H193ZM43 26H44V25H43ZM43 26H42V30L45 29V27L43 28ZM53 26H54V25H53ZM58 26H59L60 28H59ZM58 26H57L58 29L54 26L55 28L53 27L52 30H51V28H49L48 30L45 29V31H43V33L46 32L45 35H46V36L48 35L47 37H50L51 35L54 36V33L56 32V29H57V32L60 31L59 33H57V34L55 35V37L51 36V37H53L52 39H51V37H50L52 43H50V41H49V43H50V45H52L51 47L48 45L49 43H44L45 45H43V47H45V48H47V45H48L49 47L47 48L46 51H47V52H48V51H49V52L52 51L51 53H52V55L54 56V58L51 56V57H52V58L50 57L51 59H50L49 57H47V58H48V59H47L48 62H47V64H46L47 67H46L45 64H44L45 67H44V66H41V65L39 64V67H40V66H41L40 68H43V67H44V69H40V68H39L40 70H37V69H36L37 72L41 71L42 74L44 73L43 75H42L41 73L39 74V73H36V72H35V74H37L36 77H35V74L32 73V71H31L30 69H33V67L35 66L34 63H36V62H34V59H32V57H30L31 59H30L29 61H31V60L33 61V62H30V65H31V66L34 65V66H33V67L29 66V67H30L29 70L31 71L30 73H32L33 76H32V74H31V75L29 74V70H28V75H30V76L33 78V80H32V78H31L30 76H28V75L26 74L25 71H27V70L21 72V73H22V76H21V78H19V79H20V80L22 79V81H21L22 83L17 82L18 84L15 83V84H16V85H15L14 82H13V79L10 77V78L12 79L11 82H13L14 87H17L16 89L12 90L13 87H12L11 85H9V84H11V82H9L10 79H9V80L7 79V81H8L9 83H8L5 79L2 81V79H3V78H2V77H3L2 74L4 73V71H7V72H8V70H7L8 68H6V67H8V63H7L6 66H5L4 63L7 62V61H6V60H5V61L2 60V61H4V62H2V61L0 60V62H1V63H0V67H1L2 65L5 66V67L2 66V67H3V70L1 69L2 67L0 68V69H1V71H0V72H1V73H0V75H1L0 82H3L2 84H4V85H3V86H4V89H6L5 92L2 91V90H4V89H3V86L1 85V86H2V88H1V89H2V90H1L2 94L0 93V95H1V96L3 95V96H4V99H3V101H2L1 98H2L3 96H2V97L0 96V97H1V98H0V101H1V102H4V100H5V95H6V94H9V93H10V94H9V95H10V98H11V95H13L12 97H14V100H16L15 97L19 99L20 94H21V95L23 94V97H25V94H26V95H29V96H28L29 99H28L27 97H26L27 99H26V98H23V99H26V101L29 100V103L27 102V104H30L29 106H31V104H32L33 101L30 100V97H31L30 93L33 92V91H32L31 89H30V90H31V91H30L29 89H26V88H29V86H31V85H32V86H31L32 89H35V88H38V87H39L38 89H39L40 92L38 91V89H36V91H38V92H36V91H35V93L33 92V93H32V95H33L32 98H34V94H38V93H39V95H40V96H39V99H40V97H41V99L39 100V101H41L40 104L43 103V104H45L44 107L47 106L46 108L43 107V109L45 110V112L40 111V110H43L42 107H41V108L39 107V111H40L41 113H46V114L48 113L47 115H45V116H46V119H48V120L50 119V117H51V119L53 120L52 116H53V117L56 116V117L54 118V120L52 121V122H54L53 124H52L51 121H50V122H49V121L47 122L46 119H45V122H46V123H49V124L51 123L50 126H48L49 124L47 125L48 127H47L46 129H42V127H43V128L45 127L44 125H45L46 123H45V122H41V123H44V124H42V126H41V124H40L39 127L43 130L44 133H42V130L39 128V131H40V132H39V138H43V139L48 140V138H50V137H48V136H49L48 134H49L51 131L55 133L56 131H54V130H57V129H56L57 127H59V128L62 127V126H61V125H62L61 123H63V122L65 123V127H68V128H69V126H71L72 124H73V126L75 125V127H77V128H78V126H79L80 124L82 125V126L80 125V126H81L80 131H81L82 133L84 132V133H83L84 135H82V133H80V131H77V130L73 131V130L75 129V127L72 128V126H71L70 128H72L73 130H72V129L69 130L70 128L68 129V131H70V133H71L70 135L68 134V131H66L67 128H66V130H64L63 127L60 128V129L58 128L57 132L60 133V132H62V131L64 130L63 132H64L65 134H66V132H67V135H69V138H67L68 136H66L65 134H64L65 137H61L62 135H61V133H60V134H59V135H60L59 138L61 137L62 139H61V138H60V139H59V138L56 139V140H58L59 142H60V140H61V142H63L62 140H64V138H65V139L67 138V139H66V140H67V143H66V140H64L65 143H63V146H61V147H62V150H63V149L65 150V149L67 148V147L65 146L66 144H69V145H67V146H69V147H71L70 145L74 144V145H72V147H74V148H75V146H77L79 143H80L81 145L79 144L80 146H79V145H78V146H79V147L82 146L81 140H84V139H85V136H86L85 133L90 129V127H93V126H94V123H95V121L92 122V121L94 120V118H93V120H91V119H92L91 117L95 116L96 121H100V119H101L102 122H103V121L106 122V124H105L104 122H103V123H104V126H106V127H105L106 129L109 128L108 130H110V127H109V126H110V123L112 122V123H111V131H112V133H110L109 136H110V137H111L112 135H113V136H112L111 138H109V136H108L107 138H105L107 141L103 138V141H102V142H99V141L102 140V139H100V140L98 141V142H99L98 145H97L98 142L96 143V145L94 144V145H95L96 147H98V148H99V147L102 148V147L104 146L102 149L99 148V150H98V149H95V148H94V150L91 149L92 151L89 149V148H91V147H92V148L94 147V145H93V143H94L93 141H94V140H92L93 143H90V145H89V144L87 145L88 141L91 142L90 139H91L92 136H93V133H91V132H92V131L95 132V131L93 130V129H95V126H99V127H100V123H101V121L98 123L99 125H98L97 123H96L97 125L95 124L94 128L92 129V131H90L91 129L88 131V134L90 135V138H88V139L86 138V139H87V141H86L87 143L84 144V142H85L86 139H85L84 141H82V142H83V145H84V147H85V149H86V148H87V149H86V150L83 149V150H84L83 152H82V150H80L79 152H78V151L76 152V151L74 150L75 153H77V154H75V155H78V156L81 155V157L83 156L82 153L85 154V151H89V153H88V154H90L89 156L87 155V152H86V154H85L86 156L84 155V157H82L83 159H82L81 157L79 158L78 156H77V158H75L76 156L74 155L75 157H73V159H75V160H73V159H72L73 154H72L71 151L68 150L69 147L67 148V150L69 151V153L72 154V156L70 157L71 162L69 161L70 164H73L74 161H75V163L78 162V164L80 165V164H81L80 162H82V161L84 162V160H85L84 158L87 159V157H88V159L85 160V162H86V161L88 162V161L91 160V162L93 161L92 163H95V161H96L95 164H96L97 166H99V167H98L99 169H102V170L99 171V169L96 168L95 165L93 166L92 163L89 164V165H85V166H90V169H95V168L98 169V170H96V172H98L97 174H99V173L102 174V175L100 174V175L102 176V177H101V176H100V177L103 179L104 182H103V181L101 182L100 177L97 179L98 183H97V181H96L95 184H94V181H95V180H93V179H92L93 181L91 180V181L87 182V180L84 178L85 175H82L83 178L81 179V181H83V182H81V184H80V187H81L82 189L80 188L79 191H78V190H74L75 188H74L73 186H75V183H74V184H71V183L73 182L72 180H74V182L77 181V182H76V186H78V184H79L80 181L77 180V179H75V177H74V179H73V176H74V175H73V173H70V170H69V169H73L76 165H77V168H79V167H78V164H77V163H76V164L74 163V164H75V165L73 164L74 167L70 168L71 166L69 165V163H68V161H67L68 158H62V157L67 156V154H69V153H67V151H66L67 154L65 155L64 150L61 151V148L58 150V147H60V145H59V146L57 145L58 142L55 140V138H54V140H53V136H54V135L56 136V134H58V133L56 132V133L54 134V133L51 132L52 134L50 133V136H51L52 138H50L49 140H52V142L48 140V142H49V143H48V142H45L46 140L43 141V139H42V143H41V144L39 143V145L42 146L41 148H40V146H39V153H40V151H41V153L43 152V154H41V153L39 154L40 159H41L40 162L42 161V162L44 163V165H43V163L41 162L42 165H43V167L45 166V164H48V165H46L47 167H44V168H45V169H44L43 167H41L42 165H41V163L39 162V165H40V167H39V171H37V172H38L37 175H36V171H35L34 175L37 177L38 174H40V175H39L40 178L43 179V175H44V177H45V176H46L45 174H48V172H47L46 170H48L47 168H49V164H52V163L55 162V161L58 162V161H62V160H63V161H67L68 164H67V163H64V162L62 161L63 166H64V164H66L65 167H63V168H62V167L59 168V169H58L59 171H58V170H55V173L58 171V172H57L58 175H57V173H56V177H57V178L55 177L56 181L53 180V179H51V180H47V182H45L46 180L43 179L44 181H42V180L39 178V180L42 182V184H43V185H44V184L46 185V183H47L48 186H47V185H46V186H47L48 188H50V189H48L47 187H45V186H43V185L41 186V182L39 181V182H40L39 186H40L41 188L39 187L38 192L35 194V193L33 192L34 190H33L32 186H30V187L28 188V185H29V184L27 183V184H28V185H27L26 182H25V185H24V190H25V187L27 188V189H26L27 191L25 190V192H26L27 194H26V193H25V194H26V196L29 195V196H28V197H29V198H28L29 201H30V199H31L30 203H34L33 200L35 199L36 195H37V196L39 195L38 197H36V199L38 198L37 200H39L40 198H41L40 200H42V199L44 200V199H46V198L48 197V198H47L48 201H47L46 204L44 203L45 200H44V201L42 200L43 203H42V201H41L42 204L39 202L40 200L37 201L36 204H37V206H38L39 208H38L37 206H34L33 204H31V206H29L30 203H29V201L27 200V202H28L27 204H29L28 206H29L32 210H33V209H36L35 211H34V210L32 211L29 207L26 206L25 210L28 211L30 217H32L34 214H35V215L40 214V215H38L40 221H41V218H43V219L45 218V219H44L45 221H47L48 219H49L48 221H51V219H50L51 217L48 216V215H51L52 218L54 217V218L52 219V223H51V222H48V221H47V223H46V222H44L43 220H42V222L39 221V233H41V230H43V229H45V230H44L45 232L43 231V234L41 233L42 236L39 235L38 240H39V241H40V240L42 241L43 238H44V239H46L45 241L47 242V239H48V242H47V243L43 240V244L46 243L45 245H48V243H50V244H49V247H50V249L52 250V249L54 248L53 246H55L56 244H54V242L52 243V240L50 241V239H51L50 236L54 237L53 235H54V234L56 233V231H57V230L54 229V228H55L56 225H58L57 227H60V228H57L59 231H57V233L55 234V238H56V239H57V238L59 239V235H62V236L64 237V239L62 238V236H60V237H61L60 239L62 240V243H61V240H60V239H59V240H58V239H57V240L55 239L56 242L59 241L61 244H63V240H66L65 238H67V239H69L68 241L70 242V243H69L70 246H76V247H74V249L78 247V248H77V250H78L79 248H82L83 246H85L84 248H85V250H86V248L88 249L89 245L86 244V242L88 243V240H87V238H85V237H88V235H89L94 229H95V231H93V232H96V230H98V228H99V229H100V228H103V227H100V226L102 225V223H103V222L101 223V221H103V219H102V215H104V216L107 215V217L110 216V215H109L110 213H113V214H115V213H116V214H119V216L121 215V217H122L123 214L125 215V213H126L125 216L129 215V213H130V215H132L131 212L127 213V212L124 211V209H125V206H124V205H121L120 208L117 207L118 209H116V210H115V208H116V207H115V208H114V212H112V208H113V206H114V204H115V203H113V202H115V200L117 199L116 194L119 193L118 197H119V196L122 197V196L125 194V192H126V191H124V188H126L127 186H130V187H131L132 183L135 184L136 182H134V180L139 176V174H141V173L143 174V173L146 172V174H149L148 176H151V179H152V178H154V176H157V175H158L156 172H158V173H159V172H160V173H163L161 170L167 168V162H166V163H165V162L163 163V164L166 166V167H165V166H161V165H163V164H161L162 162H158L157 160L154 161L155 158H156V159L159 158L158 156L160 155V152H159V154H157L158 156H157V155L155 156V153H156V152L154 151V153H152L153 150H154L155 148H154L152 151H150L149 149L147 150V148L144 149V148H143V145H142V144L140 145L141 141L144 140L143 142H144V143L146 142V144H147V143H150L151 141L154 142L153 140H155V139L157 140L158 138H159V139H158L157 141H158L159 143H161L160 141L164 140L166 143H165L164 141H162V143H164V145L167 144L168 146H167V145H166V146H167V148L169 149V150H167L168 152L165 151V150L167 149L166 146H165L166 149H165L164 151H165V153H167V155L165 154V157L167 156V160L170 161L169 164L175 166V165H177V164L180 165V163H181V165H180L181 168H182V167H183V168H186V167H185V165H186L188 168H190V169L192 168V169H191L192 171H193V169L197 168V169H196V172H195V174L198 172L197 176L200 175V173L202 172V171H201V170H202V167H203V166L199 165V164H200V159L203 161V159H205L204 156H206V154H208V152L210 153V154H209V157H211V158H213V157H215V156L219 158V157H221V156L223 155V153H222L221 155H216V151H215L216 148H215V146H213V149L211 148L212 146H210V147H209V151H206V149L208 148L207 146H209V145H207V144H206L207 146L204 144V145L207 147V148H205V150L203 149L204 147H202V150H201L200 147H198V146L195 147V146H194V148H193L192 150H191V148H189L190 150H188V146H185V148H184L183 146H181V147H183V149H182L181 152H178L176 149H174V148H175V145H177V142H178V141H176V140H178V138L176 139V137H178V136L175 135L176 133L173 131V130H175V129H174V127H172L171 125H170L171 127H169V128H170L171 130H172V128H173L172 131L175 133V134H174L172 131H170V132H171V136H172L173 134L176 136V137H174L173 139H172L171 136H170V138H169V135H170V134H169V135H166V138H169V139H167V141L165 140V138H163V137H161V136H159V137L156 138L155 136H152V135H151V132H153V129H154V128H153V127H154V124H153L154 121H153V123H152V117H153V113H152V112H153V109H151V111H152L151 114H150V110H149V109H150V107H151V108H155V104H154L152 101L149 102V103H150V104L152 103V104H154V105H150V104L148 103V100L150 99V97H149L148 89L145 88V86H146V85H145V82H146L148 79H149V80L151 79V77H150L151 75L149 76V71H148V70L145 71L146 69H144L145 72H148V73L146 74V77H145V76H144L145 72H144L143 70H141V68H140L139 65H138V66H139V70H140V71L137 69L138 66H137V68H136V71L138 70V72H137V73H138V76H140V77H141V76L144 77L143 79H142V77H141V79L144 80L145 82H140V83H143V84H144V85L142 84V85L144 86L143 88H145L147 91H146L145 89L143 90L142 85H140V88H141L143 91L148 92V93H147L148 96L146 95V92H144V93H145V95H146L145 97H146V98L149 97V98L145 99V97H143V96H142V97H138V99H140V100H139V103H138V99H137V102L135 101V103H136L135 105H134V104H133V105L131 104V108H130V106H128V108H127L128 110L126 109L127 105H125V106L122 105V104H123L122 102H121V103H122V104H121L122 107H121L120 105H117V107H115L114 104H115L116 102H115L112 106H109L108 103H107L106 101H101V103H102V102H103V103L105 102V104L102 103L103 106L105 105V106H109L110 108L112 107V108H111V109H112V112H110L111 110H109V107H108V110H107V109H106L107 107H105V106L103 107V106L101 105V103L99 104L100 101H96V102H94V103H90V102L86 101L87 103H89V104H87V105H89L90 107H89V106H88V107L91 108V109H89V108L87 107V105L85 106L86 102H84V103H85V104H84L82 101H79L80 104H81V102L84 104V105L81 104V106H80V104H78V100H79V98H78L77 101H75V100H76L75 97H76V93H77V92H75V95H74V90H75L76 88H77V90H78V86H77V84H74V83H73V81H72V80L74 79L73 77H74V76H77L76 74H79L78 76H80V77L82 76V77H81V78H82L81 81H85L83 77H84L86 74H88V77H89V76H90L89 73H90L91 70H92V72H91L90 74L93 73V75H95L96 77H97V75L100 76V74H101L102 72L100 73V72H99V69H100V70L102 69L103 73H105V72L107 73V71H105V70H108L109 72L111 71V72L113 73L112 68H114V70H115V68H117L118 65H120L121 63H123L124 60H123V61H121V60L124 59V58L121 56V54L119 53V50H118V51H117V52H118V54H117L118 57L116 56V58L114 57V59H113V54L116 53V50L119 48V47H118V44H116V43L118 42V40H117L118 38L115 39V41H117L116 43H115V41H113V42L115 43L117 49H115L116 47H114V49H113V45H114L113 43H112V45H110V46H112V47H111L112 49H110V48H106L109 44H111L110 41H109V43L106 42L105 45L103 44V49L105 50V48H106V50H109V52H110V50H111V52L114 51V50H115V51H114V53H113V52H112V53H111V52L108 53V54H110V55H108V54H106L108 51L105 53L104 51H101V48H100V49H99V48H98V49L96 48V50H100V51H96L97 54H99L98 57H100V54H101L100 52H102V53L104 52V53H105L104 56H102L103 54H101V56H102V58H103V60H101L102 64H101V62H100V63L97 62V63L99 64V65L97 66V64H96V62H94V60H93V62H94V64H96V65H91V64H90V61H91V63H92V60H87L89 63L86 61V63H87V64H86V63H84L85 60H84L83 58H82L83 60H82V59H79V57L77 58V59H79V61H81V60L84 61L83 63L85 64V67H86V66L88 67V68H87L88 70H89V68H91V67H89L88 64H90V66H93V67H94V66H95V67H98V68H96V69H98V70H93V69H92L93 67H92L91 70L88 71L89 73H88V72L86 73L87 70L84 68V66H82V65H84V64L82 63V65H81V67H80L79 62L76 61L77 59H76V60L73 59V55L77 56V55H76V51H75L76 48H75V50H73V48H74L73 45H74V44H75V45L77 44V46H78V42H76V43H75V42H71V40H72V35H70V34H71V33L73 34L74 32H75L74 34L78 33V31H79V30L77 31L78 28L75 27V30H76V31H75L74 29H72V31H71L70 28H71L72 26H69V25H68V27H70V28L67 27V28H68V32H67V29L64 30V31H65V33H67V35H68L69 31H71V32L69 33L68 36H67V35L65 36L64 33H63V36H62V34H61V30H63V29H61V26H60V25H58ZM108 26H109L108 29H110V30H108L107 27H106V29H107V33L110 31V32H109V35H110V34L112 33V32H111V30H112L111 28H112L113 26H112V27H111L110 25H108ZM190 26H191V25H190ZM252 26H253V25H252ZM258 26H259V25H258ZM181 27H182V25H181V26L179 25L178 28L181 30ZM188 27H187V28H188ZM256 27H257V26H256ZM73 28H74V27H73ZM185 28H184V29H185ZM187 28H186V29H187ZM190 28H191V27H190ZM190 28H188V29H190ZM192 28H193V26H192ZM194 28H195V27H194ZM257 28H258V30H259V27H257ZM54 29H55V30H54ZM60 29H61V30H60ZM113 29H114V28H113ZM182 29H183V27H182ZM184 29H183V31H185V33H184V38L187 37V36H189V35L192 36L191 31L193 32V30L190 29V31H188V30H184ZM254 29H255V25H254ZM39 30H40V31H39V34H40V32H41L42 30H41V29H39ZM195 30H197V29H195ZM255 30H256V32L258 33V30H257V29H255ZM47 31H51V32L53 31V32H52V34H51V33L48 34ZM73 31H74V32H73ZM114 31H117V30L115 29V30H113V32H114ZM261 31H262V29H261L259 32L261 33ZM62 32H63V31H62ZM186 32H188V33L190 32L189 35H188V33H186ZM196 32H197V31H195V33H196ZM254 32H255V31H254ZM43 33L41 32V35H43V37H44V34H43ZM107 33H106V34H107ZM115 33H116V35H117V32H115ZM181 33H182V34H181ZM181 33H180V35L182 36V35H183V32L181 31ZM193 33H194V32H193ZM50 34H51V35H50ZM58 34H59V35L61 34L60 37L58 36L60 39H58V38L56 39V37H57ZM41 35H39V39H40V37H42ZM107 35H108V34H107ZM111 35H112V34H111ZM114 35H115V34H114ZM116 35L114 36L115 38L117 37ZM69 36L71 37V39L69 38ZM118 36H119V35H118ZM47 37H46V38H47ZM112 37H113V36H112ZM112 37H111V40H112V39L114 40V38H112ZM54 38H55V39H54ZM61 38H62V39H61ZM65 38H68L69 41H70L73 45L70 44V43L68 44V41H66V40H68V39H65ZM188 38H189V37H188ZM53 39L56 41V45H53V44H55V43H53V42H54ZM63 39H64V40H63ZM119 39H120V37H119ZM122 39H123V40H122ZM125 39H126L125 37H122V38H121L122 41L120 40L122 43H121V42H118V43H120V45H121V44H123L124 42H125V43L128 42L127 40L124 41ZM47 40H49V39L47 38V39H46V42H48ZM75 40H76V39H75ZM75 40H72V41H75ZM60 42H61V44H60ZM66 42H67V43H66ZM58 43L60 44V47H61V48H59V47L57 46V45H59ZM64 43H66V46H67V44H68L69 46L71 45L70 47L68 46V49H69V50L66 48V46L64 47V45H65ZM103 43H104V42H103ZM107 43H108V44H107ZM125 43H124V44H125ZM101 44H102V43H101ZM106 44H107V46H106ZM54 46H55L56 48H55ZM62 46H63V47H62ZM104 46H105V48H104ZM30 47H31V45L28 46V48H30ZM98 47H102V46H100V44H98ZM108 47H109V46H108ZM49 48H52V49H49ZM54 48H55V50H56L55 53H57L58 55H61V52L63 53L64 50L67 51V52L65 53L66 56H63L64 53L61 55V56H63L62 58H63L64 60L61 58V56H60V57L57 56V54H56V56H55V54H54ZM57 48H58L59 50L62 49L63 51L60 50V52H59V50H58ZM48 49H49V50H48ZM71 50H72V51H71ZM159 51L161 52V50H159ZM70 52H74V53L71 54ZM96 52H95V53H96ZM51 53H47V55L50 56ZM67 54L69 55V57H70L72 60H74V62L76 61V62H75L76 64H77V62H78V65H77V66L80 67L79 69L76 68V64H74L75 66L73 65V67L76 68L78 71H75L76 69H75V70H72L73 68H72L71 63H73V61L70 62V58L68 59V57H67L68 55H67ZM75 56H74V58H76ZM107 56H109L108 59H107ZM111 56H112V57H111ZM119 56H121L122 59L120 58V60H119ZM104 57H106V58H104ZM110 57H111V58H110ZM140 58H142V60H143V57H140ZM140 58H139L138 60H140ZM169 58H170V57H169ZM53 59H54V60H53ZM55 59H56V60H55ZM67 59H68V60H67ZM98 59H101V58H98ZM98 59H96V60H98ZM105 59H107L108 62H107V60H105ZM109 59H112V60H114V61H111V60H109ZM115 59H118L119 61H121V63L118 61L120 64H117V62H116ZM125 59H126V57H125ZM39 60H40V59H39ZM51 60H52V61H51ZM142 60H140V61H142ZM170 60H171V58H170ZM66 61H67V62H66ZM68 61H69V62H68ZM98 61H100V60H98ZM103 61H105L106 63L103 62ZM110 61L116 63L115 65H117V66L113 67V66H114V63L112 64ZM171 61H173V59H172ZM40 62H41V61H40ZM49 62H50L51 64H50ZM52 62H54V63H52ZM63 62H64V63H63ZM65 62H66V64H65ZM48 63H49L50 65H48ZM61 63H62V64H61ZM80 63H81V62H80ZM103 63H105L106 65H104ZM108 63H110L111 66H110V65H109V66L112 67V68H110V70H109V67H108V65H107ZM172 63H174V62H172ZM1 64H2V65H1ZM41 64H42V63H41ZM69 64H70V65H69ZM92 64H93V63H92ZM52 65H53V66H52ZM61 65H62V66H61ZM101 65H102V67H101ZM121 65H122V64H121ZM132 65H133V64H132ZM50 66H51V67H50ZM68 66H69V67L71 66L72 69L69 68ZM105 66L108 67V68L106 69ZM130 66H131V65H130ZM130 66H129V67H130ZM54 67H55V68H54ZM64 67H66V68H64ZM82 67H83V68H82ZM4 68H6V69H4ZM45 68H46V69H45ZM47 68H48L49 70H48ZM63 68H64V69H63ZM67 68H68V69H67ZM132 68H133V66H132ZM132 68L130 67L129 69H132ZM172 68H173V67H172ZM172 68H171V69H172ZM175 68H176V67H175ZM188 68H189V67H188ZM34 69H35V67H34ZM53 69H56V70H53ZM59 69H60V70H59ZM62 69H63V70H62ZM81 69L84 70V73H85L84 75H82V72H83V71H81V72L79 73V71H80ZM129 69H128V70H129ZM43 70H45V71L48 70V71L44 72ZM57 70H58V72H57ZM61 70H62V71H61ZM67 70L69 71V73H68ZM188 70H190V69H188ZM2 71H3V72H2ZM33 71H35V70H33ZM42 71H43V72H42ZM59 71H60L61 74H59ZM66 71H67V72H66ZM71 71H72V72H71ZM95 71H97V73H96ZM141 71H143V74H142V75L140 74V73H142ZM7 72L4 73V76H5V75L7 76V74H8ZM48 72H50V75H48V74H49ZM70 72H71L72 74H70ZM94 72H95L97 75H96ZM109 72H108V73H109ZM139 72H140V73H139ZM6 73H7V74H6ZM24 73L26 74V76H25L26 78L23 77V75H25ZM73 73H76V74L73 76ZM103 73H102V75H101V77H100V78H101L100 81L103 80V79H104V75H106V73H105L104 75H103ZM137 73H136V75L134 76V79L136 78ZM38 74H39L40 76L42 75L41 77L44 76V78H45L46 81L50 80L49 82H46V81L44 80V82H46L47 85L51 82L50 84L52 85V87H51V85H50V88H49V86H46L45 83L42 84L43 79H42ZM46 74L49 76V79H48V77L46 76ZM54 74H55V76H56L57 78H56V77H53ZM139 74H140V75H139ZM63 75H65V77H64ZM69 75H70V76H69ZM147 75H148L150 78H147V77H148ZM178 75H179V74H178ZM183 75H184V73H182V75H181V77H183V78H181V80H183V79L185 78ZM37 76H38V77H37ZM45 76H46L47 78H46ZM50 76H51V77H50ZM61 76H63L64 79H65L66 77H67V79H71V77H72V76H73V77H72V80H69V81H68L67 79H65V81H66V82H65ZM68 76H69L70 78H68ZM78 76H77V77H78ZM95 76H91V79H92V80L90 79V81H93L94 78L96 79ZM174 76H175V75H173V77H174ZM176 76H177V74H176ZM8 77H9V76H8ZM8 77H7V78H8ZM17 77H18V75H17ZM22 77H23V78H22ZM29 77H30V78H29ZM52 77H53V78H52ZM85 77H86V79H87V76H85ZM92 77H93V78H92ZM140 77H139V78H140ZM179 77H180V75H179ZM5 78H6V77H5ZM27 78L29 79V82L27 81V83H29V84L26 83V79H27ZM34 78H36V79H40V78H41V80H36V79H34ZM50 78H51V79H56L57 82H58V81H60V82H58V83L56 84V81H55V80H54V81H53V80L51 81ZM59 78H60V79H59ZM61 78H62V79H61ZM81 78H79L78 81H77V78H75V79H74V80H75L74 82H75V83H78V84L80 85L79 82H81V81H80ZM89 78H90V77H89ZM171 78H172V76H171ZM171 78H170V79H171ZM176 78H177L176 81H178V80L180 81V79H179L178 77H176ZM24 79H25V80H24ZM28 79H27V80H28ZM58 79H59V80H58ZM97 79H99V77H98ZM97 79H96V80H97ZM137 79H138V77H137ZM137 79H135V80H137ZM170 79H169V80H170ZM174 79H175V78H172L170 81H168V84L171 83V84L168 85V86H171L172 88H174L175 86H178L179 84H181L180 87L178 86V87L181 88V89H179L178 87H177L178 89H176V87H175L173 90L176 91L175 94H174L175 96H176L177 93L180 92L181 95H180V94H178V95H180V96L182 97V99H180L181 97L179 98L178 95H177L176 97H178L177 99H179V101L181 100V101H183L184 104H185V103L188 101V99H186V97L189 95L190 92H192V90H193V88H194V87H193L194 85H193V83H191V81H186L187 86L189 85L188 83H190V88H189V87L186 86V84H185V80H183V83L185 84V86H186L187 88H189V90H188L185 86H183L182 83H179V81L176 82ZM23 80H24V81H23ZM30 80H31V81H30ZM88 80H89V79H88ZM135 80H134V81H135ZM142 80H141V81H142ZM173 80H174V82H172ZM36 81H39V84H38V82H36ZM62 81H63V82H62ZM70 81H72V83H73L75 86L71 84V87H70V88H71V91H73V92H71V91H70V88H69V94H70V92L72 93V94H70L69 96L72 97L71 99H73V100H71V101H75V102H73V103H74V104H77V105H76L77 107H75V105L73 104V108H70V109H69L70 111L67 110L69 107H72V106H69V107L67 106V105H71V104H70L71 101L68 100V99H70V98H68V96H65V97H64V96H59V95H58L57 98L59 99V97H60L61 101H62L64 98H65V99H64V101H65V100H66V97H67V101L69 102V104H66V103H67L66 101H65L66 103L62 101V102H61L62 104L59 103V105H60L59 108H58V105H55V104H54V105H55L56 107L54 106V107H55V108H54V107H53V104H52L49 100L52 99V101H54V103H56V104L58 103L59 100H58L57 98H56V99H53L54 97H56V95L53 97V94H54L53 92H54L56 89H57L56 92H58V91H61L63 88H64V89H65L66 87L68 88V87L70 86V83H71ZM76 81H77V82H76ZM97 81H98V80H97ZM139 81H140V79H138V82H137V81H136V82L139 83ZM5 82H7V84H8V85L6 84L7 87L5 86ZM23 82L26 83L27 85L25 86V84H24ZM34 82L36 83V85H35ZM52 82H53V83L55 82L54 87H53V83H52ZM67 82H68V83H67ZM87 82H88V81H87ZM98 82H99V81H98ZM136 82H135V83H136ZM181 82H182V81H181ZM187 82H188V83H187ZM59 83H62V84H60L62 89H61V88L59 89V87L57 88V86L59 85ZM137 83H136V85H138ZM177 83H178V84H177ZM0 84H1V83H0ZM19 84H20V85H19ZM37 84H38V85H37ZM63 84H66V86H65V85L63 86ZM67 84H68L69 86H67ZM146 84H147V83H146ZM174 84H175V85H174ZM176 84H177V85H176ZM28 85H29V86H28ZM34 85H35V86H34ZM43 85H45L44 88H43ZM60 85H59V86H60ZM172 85H173V86H172ZM1 86H0V87H1ZM18 86H20V87H18ZM21 86H22V87H21ZM36 86H37V87H36ZM72 86H73L74 88H73ZM76 86H77V87H76ZM138 86H139V85H138ZM5 87H6V88H5ZM10 87H11V89H10ZM34 87H35V88H34ZM75 87H76V88H75ZM182 87L185 88V91L187 92V94H186L185 92H183V91H184V88L182 89ZM195 87H196V86H195ZM18 88L20 89V92H19ZM42 88H43V89H42ZM47 88H49V89H51V90L49 91ZM53 88H56V89L52 90ZM72 88H73V89H72ZM197 88H198V87H196V90H197ZM21 89H24V91H26V92H27V90H28V93H29V94L26 93V92H25V93H24V92L21 93V92H22ZM25 89H26V90H25ZM44 89H45V91L48 90V91H47L48 94H49V93H53V94H50V95H49L50 98H51V97H53V98H51V99L49 98V100H48V98H47V99H44V98H45V95H44V94H46V92L44 93V91H43ZM46 89H47V90H46ZM64 89H63V90H64ZM190 89H192V90H190ZM15 90H17L18 93H20V94L17 95L18 93H16ZM77 90H75V91H77ZM173 90H172V91H173ZM177 90H179V91H177ZM180 90H181L182 92H181ZM196 90H195V88H194L193 91H194L195 93L192 92V97H193V98H194L193 95H196V93H197ZM6 91H8V92L6 93ZM9 91H10V92H9ZM12 91H14L13 93H14L15 95L11 93ZM42 91H43V95H42ZM52 91H53V92H52ZM143 91L137 92V95H138V96H139V95H143V93H141V92H143ZM172 91H171V92H172ZM188 91H189V92H188ZM171 92H169V93H171ZM3 93H5V94H3ZM138 93H139V94H138ZM140 93H141V94H140ZM193 93H194V94H193ZM9 95H6V98L9 99ZM71 95H72V96H71ZM73 95L75 96V97H74L75 100H74V98H73ZM167 95H168V94H167ZM170 95L173 96L172 93L169 94L168 96L171 97ZM184 95H185V97H183ZM190 95H191V93H190ZM17 96H18V97H17ZM168 96H166L167 101H168ZM175 96H173V97L176 99ZM21 97H22V96H21ZM21 97H20V98H21ZM42 97H43V98H42ZM46 97H48V95H46ZM63 97H64V98H63ZM32 98H31V99H32ZM141 98H142V99L144 98V99L141 100ZM171 98H172V97H171ZM174 98H172V101H174V100H173ZM183 98H185L186 101H185ZM187 98H188V97H187ZM8 99H7V101H6L7 103L10 101V99H9V101H8ZM11 99H12V98H11ZM42 99H44V101H45V100H46V101L43 102ZM32 100H33V99H32ZM56 100H57V101H56ZM169 100H171V99H169ZM30 101H31V103H30ZM48 101H49L50 103H48ZM55 101H56V102H55ZM120 101H121V100H120ZM120 101H118L117 103L120 104V103H119ZM176 101L179 102L178 100H175L173 104H176ZM181 101L178 103V105L176 104L177 107H176V105L173 106V107H174V108L176 107V109H178V108L180 107L179 104H182ZM1 102H0V103H1ZM59 102H60V101H59ZM97 102H98V103H97ZM140 102H141V104H140ZM144 102H145L146 104H145ZM164 102H166V100L163 101V103H161L163 106L160 105V108H161V110H164L165 107H166V109H165V113L167 112L166 115H167L168 112H170L171 110H172V111H171L172 113H174V112L176 111V110L173 109V107H172V102H171V103H170V101L168 102V105L171 104V105H170V106H171V108H170L171 110H169V111L167 110V107H168V106H165V105H164V104H165ZM189 102H190V99H189ZM4 103H5V102H4ZM25 103H26V102H25ZM47 103H48V104H47ZM106 103H107V105H106ZM117 103H116V104H117ZM142 103H143V104H142ZM49 104H52L51 107H52L53 109H56V108H57V109H60V111L58 112V110H57V112H56V111L54 110L55 113H53V110H51L52 108H50V105H49ZM65 104H66V105H65ZM95 104H99V105H98V106H99V107H98L99 109L96 107L97 105L95 106ZM166 104H167V102H166ZM184 104H183V105H184ZM186 104L189 105L188 102H187ZM4 105H6V107L8 106V104H6V103H5ZM4 105L1 104V106H3V108H4ZM48 105H49V108H50V112L52 111L51 113L48 111V110H49V109H48ZM63 105H64L65 107H68V108H63V107H64ZM78 105H79V106H78ZM82 105H83V108H82ZM91 105H92V107H91ZM149 105H150V107H149ZM1 106H0V109L2 110L3 108H2ZM61 106H62V107H61ZM84 106H85V109H84ZM100 106H102L103 108H102V111H101L100 113H98L99 110H101ZM113 106H114V109H113ZM135 106H136V107H135ZM184 106H185V105H184ZM74 107H75L76 109L79 107L80 110L77 109V110H78V111H77ZM80 107H81L82 109H81ZM94 107H95V108H94ZM148 107H149V108H148ZM116 108L119 109V111H117ZM123 108H124L125 110H124ZM136 108H137V109H136ZM142 108H143V109H142ZM162 108H164V109H162ZM63 109H64V110H63ZM71 109H72V110L74 109L75 112H76L79 116H77V114H76V115L73 117L74 119L71 118V115H72V114H73V115L75 114V112L73 113L74 110H73L72 113H71ZM83 109H84V110H83ZM88 109H89V110H88ZM94 109H96V112H95ZM97 109H98V110H97ZM103 109H104V111H103ZM105 109H106L107 112L110 113V114L107 113V115H111V114H112V115H111V116H108V117L105 115V117L102 118L103 114L106 113ZM121 109H122V110H121ZM132 109H133V110H132ZM134 109H135L136 111H135ZM5 110H6L5 108H4V111L2 110V111L4 112V115H3V113L0 111V112H1L0 115L3 116V117L1 116L2 118L0 117V118L2 119V121H0V122H1V124H0V131H2V132L4 131L5 133H7L6 131H7V130L9 131V129L7 128L8 125H9L8 123H10V122L8 121V119L10 120V117H9L10 115H8V114H10V113L8 112V107H7V110H6V111H5ZM44 110H43V111H44ZM46 110H47L48 112H47ZM61 110H63V115H62L63 118H64V117H67L66 115L69 116V119H68V117H67V119H68L67 122H69V121H70V118H71L70 124H69V123H66V121H65L66 118L63 119L62 117H59L60 114H58V113L61 112V114H62V111H61ZM66 110L69 111L70 113L67 114V113H66V112H67ZM81 110H83V111H81ZM91 110H92L93 112H91ZM115 110H116V111H115ZM146 110H147V111H146ZM148 110H149V111H148ZM87 111H88L89 113H87ZM114 111H115V112H114ZM138 111H139V112H138ZM142 111H143V113H141ZM5 112L8 113V114L5 115ZM64 112H65V114H64ZM81 112H82V114H81ZM102 112H103V113H102ZM113 112L115 113V115H113ZM125 112H126V113H125ZM137 112H138V114H134V113H137ZM171 112H170V113H171ZM52 113H53V114H52ZM56 113H57L58 115H56ZM85 113H86L87 117H86ZM90 113H91V114H90ZM92 113H93V115H92ZM94 113H95V114H94ZM117 113H118V115L116 116ZM121 113H122V114H121ZM127 113H128V115H126ZM50 114H51V115H50ZM54 114H55V116H54ZM69 114H70V115H69ZM89 114H90V115H89ZM97 114H99L100 116H101V114H102V116L99 117ZM139 114L141 115V117H140ZM174 114H175V113H174ZM42 115H43V114H42ZM73 115H72V116H73ZM84 115H85V117H84ZM88 115H89V118H90V119L88 118ZM122 115H123V116H122ZM138 115H139V117H138ZM151 115H152V116H151ZM168 115L171 116V114H168ZM6 116H8V119L6 118ZM40 116H41V115H40ZM49 116H50V117H49ZM80 116H81L82 118L84 117V118H83L84 120L81 119ZM90 116H91V117H90ZM115 116H116V117H115ZM119 116H120V117H119ZM121 116H122V117H121ZM132 116H133V117H132ZM148 116H149V117H148ZM172 116H173V115H172ZM4 117H5V118H4ZM48 117H49V118H48ZM78 117L80 118V120H77ZM97 117H99V118H97ZM109 117H110V118H109ZM114 117H115V118H114ZM124 117H125L126 119H125ZM127 117H128L129 119H128ZM136 117H137V118H136ZM145 117H147V118L145 119ZM167 117H168V116H167ZM85 118H86L87 120H85ZM105 118H106L108 121H106ZM116 118H118V119H116ZM131 118H132V119H131ZM133 118H134V119H133ZM138 118L141 119V120H139ZM171 118H173V117H171ZM171 118L168 117V119H169L170 121L172 120ZM1 119H0V120H1ZM62 119L64 120L63 122H62ZM67 119H66V120H67ZM88 119H89L92 123H91ZM98 119H99V120H98ZM103 119H105V120H103ZM110 119H113V120H110ZM121 119H122V120H121ZM58 120H59L60 122H59ZM74 120H75V121H74ZM135 120H136V121H135ZM138 120H139V121H138ZM145 120H146V121H145ZM153 120H154V119H153ZM3 121H8V123H6V122L3 123ZM56 121H58V126L56 125L57 127H55V125H54V124H56V123H55ZM72 121H73V123H71ZM80 121H81L82 123H81ZM85 121H86V122H87V121L89 122V123H88V127H89V129H88L87 126L85 127V125H84V124H85V123H84ZM114 121H115V122H114ZM128 121H129V122H128ZM137 121H138V122H137ZM144 121H145V122H144ZM107 122H108V124H107ZM132 122H133V123H132ZM134 122H135V124H134ZM64 123H63V125H64ZM78 123H80V124L78 125ZM122 123H123V124H122ZM129 123H130V124H129ZM137 123H138V124H137ZM142 123H143V124H142ZM145 123H146V124H145ZM151 123H152V124H151ZM2 124H3V125H2ZM60 124H61V125H60ZM67 124H69V126H68ZM86 124H87V123H86ZM90 124H91V125L93 124V126H91ZM112 124H113V125H112ZM117 124H118V125H117ZM141 124H142V125H141ZM1 125H2V126H1ZM59 125H60V126H59ZM77 125H78V126H77ZM89 125H90V126H89ZM116 125H117V126H116ZM125 125H126L127 127H124ZM129 125H130V126H129ZM3 126H6V127H5L6 129H2V128H4ZM51 126H53V127H51ZM80 126H79V127H80ZM104 126H102V124H101V127H100V128L104 129ZM115 126H116L117 129L115 128ZM119 126H120V128L122 127L121 130H120ZM135 126H136V127H135ZM140 126H141V127H140ZM143 126H144V127H143ZM146 126H147L148 128H147ZM189 126H190V125H189ZM1 127H2V128H1ZM84 127H85V128H84ZM112 127L114 128L115 131L112 129ZM128 127H129V128H128ZM131 127H132V128H131ZM134 127H135V128H134ZM145 127H146V128H145ZM149 127H150V128H149ZM52 128H53V129H52ZM77 128H76V129H77ZM86 128H87V131H86ZM97 128H98V127H97ZM97 128H96V129H97ZM100 128H98V129L100 130ZM124 128H126V129L124 130ZM151 128H153V129H151ZM51 129H52V130H51ZM62 129H63V130H62ZM82 129H84V130H82ZM96 129H95V130H96ZM122 129H123L124 131H123ZM127 129H128V130H127ZM140 129H141V130H140ZM5 130H6V131H5ZM49 130H51V131L48 132ZM61 130H62V131H61ZM78 130H79V129H78ZM117 130H118V131L120 130V131H122V132H121L120 134H117V133H119ZM126 130L128 131V133L131 132L132 135H133V140H134V141H133L131 144H129L130 142H127L128 140H126V139H127V133H126L127 131H126ZM129 130H130V131H129ZM131 130H132V131H131ZM143 130H144V131H143ZM186 130H187V129H186ZM65 131H66V132H65ZM76 131H77V132H76ZM85 131H86V132H85ZM97 131H98V130H97ZM97 131H96V132H97ZM135 131H136V132H135ZM168 131H169V129H168ZM190 131H192V129H191ZM63 132H62V134H63ZM73 132H74L75 137L78 136V135H79V136H80V135H81V136H84L83 139H82L81 136H80V137H81V140H80V137H78V139H77V138H76V139H75V138H72L71 135H72ZM142 132H144V133H142ZM145 132H146V133H145ZM186 132H187V131H186ZM186 132H184V135L182 134V140H184V139L186 140V139H187V140H186V143H187V141L189 140L188 138H191V137L193 136V134H192L191 132H188V133H186ZM41 133L44 134V135H42ZM45 133H46V134H45ZM76 133H77L78 135H77ZM115 133H116L118 136L115 135ZM123 133H124V135L126 134V135H125L126 137L123 135L124 138H123V136H121ZM137 133H138V135H137ZM2 134H3V133H2ZM53 134H54V135H53ZM86 134H87V133H86ZM91 134H92V135H91ZM139 134H140V135H139ZM142 134H143V135H142ZM146 134H147V135H146ZM149 134H150V135H149ZM167 134H168V133H167ZM191 134H192V136L190 137ZM45 135H47V136H45ZM136 135H137V136H136ZM148 135H149V136H148ZM185 135H187L188 137L185 136ZM24 136H25V135H24ZM24 136H22V138H21V139L24 138V140H20V142H21V141H24L25 144L28 142L27 145H28L31 141L33 142V143H32L33 145L35 144V142H36V145H37V141L39 142V140H40V142H41V139L38 138L39 140H35V141H34V140L32 139V137L29 138V140L32 139V140H30V142H29V140H28V138H27V136H29V135L26 134V139H25ZM44 136H45V137H44ZM72 136H73V135H72ZM87 136H88V135H87ZM87 136H86V137H87ZM94 136H95V133H94ZM119 136H120V137H119ZM135 136H136V138H135ZM47 137H48V138H47ZM113 137H114V138H113ZM118 137H119V138H118ZM138 137H139V138H138ZM148 137H149V138H148ZM150 137H151V138H150ZM153 137H154V138H153ZM164 137H165V136H164ZM183 137H185V138H183ZM186 137H187V138H186ZM70 138H72L73 140H72V139L70 140ZM122 138L124 139V141H122V140H123ZM140 138H141V139H140ZM68 139H69V140H68ZM74 139H75L77 142L79 141V143H78V144H77V142H76V143H75V142L72 143L71 141H74ZM120 139H121V141H120ZM136 139H137V140H136ZM138 139H140L141 141H139ZM150 139H151V141H150ZM160 139H161V140H160ZM171 139H172V140H175L176 142H175V141H172ZM25 140H27V142H26ZM125 140H126V141H125ZM146 140H148V141H146ZM185 140H184V141H185ZM53 141H56V142L53 143ZM68 141H70L72 144L69 143ZM112 141H114V142H112ZM149 141H150V142H149ZM157 141H156V142H157ZM171 141H172V142H171ZM24 142H21V143H24ZM105 142H106V143H105ZM135 142H136V143H135ZM158 142H157V143H158ZM167 142H168V143H167ZM21 143H20V144H21ZM43 143H44V144L48 143V145H47L48 147H47L46 145H44ZM100 143H101V144H100ZM109 143H110L111 145H110ZM119 143H121V144H119ZM138 143H139V144H138ZM159 143H158V144H159ZM186 143L184 142V144H186ZM49 144H50V146H49ZM55 144H56L57 147L52 146V145H55ZM59 144H60V143H59ZM61 144H62V143H61ZM64 144H65V145H64ZM76 144H77V145H76ZM116 144H117V146H116ZM137 144H138L139 146H138ZM169 144H170V146L172 145L171 148H170ZM173 144H174V146H173ZM33 145H31V143H30V144L28 145V147H29V148H30V147H34V148H35L36 145H34V146H33ZM43 145H44V148H45V149L43 148ZM85 145H87V146H85ZM102 145H103V146H102ZM112 145H113V146H112ZM118 145H119V146H118ZM131 145H132V146H131ZM6 146H7V145H5V147L3 146L4 149H3V148H0V151L3 150V152H5V151H6V148H7ZM64 146H65V147H64ZM89 146H90V147H89ZM105 146H106V147H105ZM115 146H116V147H115ZM121 146H122V147H121ZM130 146H131V148H130ZM140 146H141V147H140ZM72 147H71V148H72ZM84 147H82V148H84ZM119 147H120L121 149H120ZM71 148H70V149H71ZM104 148H105V149H104ZM106 148H107V149H109V148L112 149V148H113L115 151L112 149V152L117 153V154H119V155H117V154L114 155L111 151H109V150H111V149L107 150ZM122 148H123V149H122ZM136 148L139 149V152H138V150H137ZM172 148H173V149H172ZM195 148H196V149H195ZM198 148H200V150H199ZM7 149H8V148H7ZM51 149H52V150H51ZM88 149H89V150H88ZM127 149H128V150H127ZM135 149H136V152H135ZM186 149H187V150H186ZM194 149H195V150H194ZM45 150H46L47 152H46ZM48 150H49V151H48ZM55 150H57V152H58V151H61L60 153H63V152H64V153L61 154V155H62V156H61L60 153H59V152L57 153ZM71 150L73 151V149H71ZM96 150H97V152H98V151H99V152H98V153H97V152H94V151H96ZM140 150H141V151H140ZM145 150H146L147 152H146ZM171 150H172V151H171ZM198 150H199V151H202L203 153H202V152H199ZM203 150H204L205 152H204ZM213 150H214V153H213ZM118 151H119V153H118ZM156 151H157V150H156ZM164 151H162V152L164 153ZM195 151H196V152H195ZM3 152H2V153H3ZM48 152H49L50 157L48 156ZM52 152H53L54 154H52ZM55 152H56V153H55ZM80 152H82V153L80 154ZM93 152H94L95 154H94ZM101 152H102V154H101ZM104 152H105L106 154H107V152L112 153V154H110V156H107L106 154H104ZM132 152H133V153H132ZM141 152H142V153H141ZM145 152H146L147 154H146ZM170 152H171V153H170ZM182 152H183V154H180V153H182ZM191 152H192V154H191ZM194 152H195V153H194ZM206 152H207V153H206ZM6 153L8 154V151H6ZM6 153H5V154H6ZM46 153H47V156L44 155V154H46ZM73 153H74V152H73ZM78 153H79V154H78ZM96 153H97V154H96ZM99 153H100L101 155H100ZM109 153H108V154H109ZM124 153H125V154H124ZM126 153H127V154H126ZM134 153H135V154H134ZM144 153H145V155H144ZM150 153H151V154H150ZM157 153H158V152H157ZM174 153H175V154H174ZM177 153H178V154H177ZM199 153H201V154H199ZM5 154L3 155V156L5 157V158H4V161H2V160H3V158H2L3 156H2L1 153H0V157L2 158V160L0 159V162H1V163L4 162V163H2L3 165L5 164L4 167L2 166V164L0 165V170H6L5 168L7 167V166H6L7 164L5 163V162H6L5 159L7 160V163H8V159H7V157H6V156H8V155H5ZM51 154H52V155H51ZM56 154H57V155H56ZM58 154H59L60 156H59ZM91 154H92V155H91ZM98 154H99V155H98ZM128 154H129V155H128ZM131 154H134V157H133V155L131 156ZM136 154H137V156H136ZM138 154H139L141 157H140V156L138 157ZM149 154H150V155H149ZM186 154H187V155H186ZM195 154H197L198 156H196ZM31 155H32V154H31ZM31 155L29 156V158L34 159L35 156L33 157V155H32V156H31ZM55 155H56V156H55ZM95 155H97L99 158H100V157H101V158L99 159L97 156L95 157ZM113 155H114V156H113ZM116 155H117V156H116ZM126 155H127L126 158L129 159V160H127V159L125 158ZM147 155H148V156H147ZM171 155H172V156H171ZM175 155H176V156H175ZM178 155H179V157H180V156L183 157V159H182L181 157H180L181 159L177 158ZM185 155H186V156H185ZM199 155H200V156H199ZM210 155H211V156H210ZM23 156L25 157L26 155H23ZM39 156H38V157H39ZM57 156H59V158H60V159L62 158V159H61V160H60L59 158H58V160L55 159ZM69 156H70V155H69ZM69 156H68V157H69ZM92 156H93V157H92ZM102 156H103V158L106 156L107 159L104 158V159L102 160ZM144 156H145V158H144ZM151 156H152V157H151ZM154 156H155V158H154ZM192 156H193L194 158H193ZM44 157H47L48 159H51V157H52V158H53V159H51L52 162H51V160H49V162H48V159H46V158H44ZM54 157H55V158H54ZM89 157H90V159H89ZM131 157H132L133 159H131ZM135 157H136V158H135ZM174 157H175L176 159H175ZM195 157H197V158H195ZM198 157H199L200 159H199ZM78 158H79V161H78ZM91 158H92V159H91ZM94 158L99 159V161H97V160L94 159ZM140 158H141V159H140ZM142 158H143V161H141ZM146 158H147V159H146ZM169 158H170V160H169ZM202 158H203V159H202ZM223 158H224V156H222L221 159H223ZM42 159H43V160H42ZM45 159H46L47 161H46ZM80 159H81V160H80ZM93 159H94L95 161H94ZM130 159L132 160V164L130 163V162H131ZM144 159H145L146 161H144ZM148 159H149V160H148ZM150 159H151V162H150ZM152 159H153V160H152ZM177 159H178V161H179V160H180V161L178 162ZM185 159H186V160H185ZM187 159H188V160H187ZM190 159H191V161H190ZM193 159H196V160H193ZM53 160H54V161H53ZM68 160H69V159H68ZM72 160H73V162H72ZM100 160H102V161H100ZM105 160H106L108 163H107ZM114 160H115V161H114ZM133 160H134V161H133ZM167 160H166V158H165V161H167ZM175 160H176V161H175ZM219 160H220V159L217 160V161H218V165H217V166L220 167L222 161L220 162ZM44 161H46V162H44ZM126 161H127V162H126ZM129 161H130V162H129ZM137 161H138V162H137ZM171 161H172V162H175V163H172ZM186 161H187V162H186ZM192 161H193V162H192ZM202 161H201V162H202ZM217 161L215 162L216 164H217ZM47 162H48V163H47ZM50 162H51V163H50ZM83 162H82V163H83ZM85 162H84V164H88V163H89V162H88V163H87V162L85 163ZM100 162H103V163L105 162V163L108 164V165H106V164L104 165V164H102V163H100ZM113 162H114V163H113ZM116 162H117V164H116ZM120 162H121V163H120ZM124 162H125V163H124ZM144 162H145V163H144ZM146 162H147V164H146ZM153 162H154V163H153ZM185 162H186V163H185ZM190 162H191V163H190ZM198 162H199V163H198ZM97 163H99V164H97ZM128 163H129V164H128ZM133 163H134V164H133ZM138 163H139V165H138ZM148 163H150V166H151V167H149V164H148ZM156 163H157L158 165L160 164L161 169L159 168L160 166L158 167V165H157ZM184 163H185V164H184ZM213 163H214V162H213ZM215 163H214V164H215ZM219 163H220V165H219ZM54 164H56V163H54ZM84 164H83V165H84ZM100 164H101V165H100ZM121 164H123V165H121ZM151 164H153V166H152ZM155 164H156V165H155ZM183 164H184V166H183ZM189 164H190V165H189ZM216 164H215V165H216ZM52 165H53V164H52ZM67 165L70 166L69 169H68L69 171L67 170V167H66ZM81 165H82V164H81ZM81 165H80V166H81ZM103 165H104V167L102 168ZM118 165H120V166H118ZM124 165H126V166H124ZM127 165H128V166H127ZM129 165H130V166H129ZM140 165H141L142 167H141ZM144 165H145V166H144ZM147 165H148V166H147ZM154 165H155L156 167H155ZM91 166H92V167H91ZM100 166H101V167H100ZM108 166H109L110 168H111V167H112V168L110 169ZM121 166H122V167H121ZM123 166H124V167H123ZM133 166H134V167H133ZM136 166H137V167H136ZM146 166H147V168H146ZM180 166H179V169H181ZM195 166H196V167H195ZM222 166H223V163H222ZM81 167H82V166H81ZM81 167H80V169H82L84 166H83L82 168H81ZM106 167L108 168V170H107ZM115 167H116V168H115ZM126 167H127V169H126L127 171L124 169V168H126ZM157 167H158V168H157ZM163 167H164V168H163ZM200 167H201V169H199ZM2 168H4V169H2ZM50 168H51V170H52L53 167L50 166ZM65 168H66V169H65ZM75 168H76V167H75ZM122 168H123V169H122ZM133 168H134V169H133ZM136 168H137V169H136ZM140 168H141V169H140ZM145 168H146V169H145ZM152 168H155V169H152ZM41 169L45 170L44 174H43V170H41ZM60 169H61V170L63 169V174H64V169L66 170L65 172L68 171L67 173L71 174V175H67V174L65 173L64 175H66V176L63 175L64 178H66V177L68 178V177L70 176L69 178H70L71 180H69V178H68V181H67V182H69V181H71V182H69V183H65L66 180H65L63 177L61 178L62 174H61V176L59 175V174H60L59 172H62V171H60ZM83 169H85L84 172H86V168H83ZM83 169H82V171H83ZM87 169H88V167H87ZM112 169H114V170H113L112 172H110ZM117 169H118L120 172H118ZM130 169H132V170H130ZM157 169H158V171H156ZM104 170H105V171H104ZM147 170H148V171H147ZM151 170H153V171H151ZM159 170H160V171H159ZM40 171H41V173H40ZM49 171H50V170H49ZM52 171H54V168H53ZM52 171H50V172H52ZM73 171H74V170H71V172H73ZM94 171H95V170H94ZM116 171H117V172H116ZM128 171H130V172H128ZM131 171H132L133 173H132ZM135 171H136V172L139 171V172H138L139 174H138V173L136 174ZM143 171H145V172H143ZM181 171H182V170H181ZM199 171H200V173H199ZM2 172H3V171L0 172V175L2 174ZM103 172H104V173H103ZM113 172H114V173H113ZM127 172H128V173H127ZM134 172H135V173H134ZM151 172H152V173H151ZM154 172H155V173H154ZM167 172H168V171H167ZM55 173H54V175H53V172H52V174L49 173V175H47V178H46V177H45V178L48 179L49 177L55 176ZM110 173H113V174H114V177H116V175H117V177L114 178V177H113V174H112L113 181H117V180L119 179L118 176H120V177H121V178H120L121 180L119 179L120 182L123 181V180L126 178L127 180H130L129 182H127V180L125 179V180H126L125 182H127L129 185L121 182V183H122L121 186L124 185V187L122 188L123 191H122V189L120 188L121 186H120L119 188H115L114 186H111V184L113 185V183H112L113 181H112V178H111V174H110ZM115 173H116V174H115ZM150 173H151V174H150ZM42 174H43V175H42ZM103 174H104V175H103ZM126 174H127V175H126ZM129 174L131 175V177H132L133 175L136 176V178L129 179V178H130ZM132 174H133V175H132ZM41 175H42V176H41ZM48 176H49V177H48ZM59 176H60V178H61V180L59 179L61 182H63L62 180L65 181V182H63L64 184H62V186H61V182H60V181H59L60 183L58 182V178H59ZM104 176H107V177H104ZM122 176H123V177H122ZM128 176H129V177H128ZM194 176H195V175H194ZM0 177H2V175H1ZM108 177H109V179L111 178V179H110L111 182H109V183H107L108 181H110L109 179H107ZM52 178H54V177H52ZM76 178H77V177H76ZM117 178H118V179H117ZM49 179H50V178H49ZM84 179H85V181H84ZM105 179H107V180H105ZM116 179H117V180H116ZM122 179H123V180H122ZM133 179H134V180H133ZM137 179H138V178H137ZM0 180H1V178H0ZM88 180H89V179H88ZM119 180H118V181H119ZM131 180H133V182H132ZM152 180H153V179H152ZM48 181H49V182H48ZM52 181H54L55 183H54V182L52 183ZM106 181H107V182H106ZM136 181H138V180H136ZM56 182L59 183L60 185H57ZM85 182H86V184L88 183L90 186H88V184L86 185ZM123 182H124V181H123ZM49 183H50V184H49ZM51 183H52L53 185H52ZM96 183H97V184H96ZM102 183H103V184H102ZM130 183H131V184H130ZM69 184L73 185V186H72L73 189L70 188L71 186H70ZM92 184L95 185V186H93ZM54 185H55V186H58V187H60V186L63 187L64 192H63L62 188H59L60 190H58V187H57V191H60V193H64V194H65V193L67 192V194H65L64 197H63L62 194H60V193L58 192L63 198L67 197V198L64 199V203H63V199H61L62 197L59 196V197H60V200H62V201H61L62 204L60 203L59 197H57L58 194H57L56 192H55L56 194L54 193V191H55L56 189H53L54 191L52 190V191H51L52 193H48V196H46L47 191L50 192V190H51L52 188H56ZM105 185H106V186H105ZM107 185H108V186H107ZM125 185H127V186L125 187ZM49 186H50V187H49ZM51 186H53V187L51 188ZM66 186H68L67 188H68L69 190L66 188ZM42 187H43V188H42ZM44 187L47 188V189H45ZM83 187H84V188H83ZM103 187H104V188H103ZM105 187H106V188H105ZM109 187H110V188H109ZM113 187H114V188H113ZM30 188H32V190H31ZM64 188H65L67 191H65ZM88 188H89V189H88ZM92 188H93V190H92L93 193H91V190H90V189H92ZM111 188H112L113 190H111ZM127 188L129 189V187H127ZM127 188H126L125 190H127ZM0 189H1V188H0ZM28 189H29V190H28ZM40 189H42V190H40ZM114 189H115V190H114ZM117 189H118V191H117ZM119 189H121V191H122L121 193H123L122 195H120L121 193H120ZM158 189H159V187H155L154 190L157 191ZM36 190H37V189H36ZM43 190L46 191V192L44 193ZM72 190L75 191V194H73L74 191H72ZM97 190H98V191H97ZM28 191H29V192H28ZM31 191H32V192H31ZM69 191H70V193H69ZM109 191H111V192H109ZM114 191H115V192H114ZM116 191H117L118 193H117ZM76 192H77V193H76ZM113 192H114V193H113ZM28 193H29V194H28ZM33 193L35 194V196H33ZM39 193H42L43 196H41L42 194H39ZM82 193H83V194H82ZM89 193H91V194H89ZM94 193H95V194H94ZM109 193H110V195H109ZM112 193H113V194H112ZM30 194H32V195H30ZM44 194H45V195H44ZM50 194H52L51 196H52L53 198H49ZM54 194H55V195H54ZM68 194H70V195H68ZM72 194H73V195H72ZM76 194H77V196H75ZM92 194H93V195H92ZM111 194H112V195H111ZM114 194H115V195H114ZM88 195H89V196H88ZM90 195H92V196H90ZM30 196H31V197H30ZM32 196H33V197H32ZM44 196H45V197H44ZM51 196H50V197H51ZM68 196H69V197H68ZM74 196H75V198L79 196V197L77 198V200H79V201L81 200V201H80L81 203H82V201H83V205H81V206H82V207H84V206L86 207V208H83V209H82L83 211L80 210V213H78V214H76V213H77L79 210L75 212V208H74V211H72L73 213L71 212V210H73L72 206L74 205L73 202H71V201H74V200H73V199H75ZM95 196H96V197H95ZM98 196H99V197H98ZM42 197H43V198H42ZM54 197H56V198H54ZM70 197H71L72 200L70 199ZM91 197H92L93 199H92ZM113 197L116 198V199H114ZM120 197H119V198H120ZM25 198H27V197H25ZM32 198H33V200H32ZM97 198H98V199H97ZM101 198H102V199H101ZM110 198H112L114 201H113V200H112L113 202L110 201V200H111ZM1 199H2V198H1ZM36 199H35V201H36ZM52 199H54L55 201H53ZM56 199H57L59 202H58ZM82 199H83V200H82ZM3 200H4V199H3ZM3 200L0 201V202L3 203V202H4ZM49 200H50V204L48 203ZM66 200H68V201L72 204V205L69 204V206L71 205V206H70V211L68 210L69 208L66 209V208H67V205H68L67 203H69V202L66 203ZM75 200H76V199H75ZM96 200H97V201H96ZM98 200H99V201H98ZM32 201H33V202H32ZM95 201H96L97 203H95ZM38 202H39V203H38ZM45 202H46V201H45ZM54 202H55V203H54ZM56 202H58V203H60V204H58V203H56ZM84 202H85V203H84ZM51 203H53V204H57L58 207L55 206V205H53V204H52V206L50 207L49 205H51ZM87 203H88V204H87ZM108 203H109V204H108ZM111 203H113V204H112L113 206L110 205ZM3 204L5 205V203H3ZM38 204H39V205H38ZM47 204H48V205H47ZM64 204H65V205L67 204V205H66V208H65V209H66L65 212H63V211H59V210H56V209H59V208H60L61 206H63ZM84 204H85V205H84ZM86 204H87V205H86ZM91 204H92V205H91ZM105 204L110 205L111 208H110L109 206L105 205ZM4 205H2V204L0 203V206H1V208H0V209H1L0 212H2V208H4L3 211L8 209V207H7L8 205L6 204V207H7V208H6ZM40 205H41V207H40ZM65 205H64V206H65ZM98 205H99V206H98ZM3 206H4V207H3ZM32 206H33V207H32ZM44 206L46 207V209H48V207H49L48 210H50V208H52V210H53L55 207H56V208L54 209V211L51 210V211L49 212L48 210L45 211L46 209L44 208ZM64 206H63V207H64ZM90 206H91V207H90ZM101 206H102L103 208H102ZM34 207H35V208H34ZM36 207H37L39 210H38ZM63 207H61V210H63V209H62ZM73 207H74V206H73ZM75 207L77 208V206H75ZM79 207H80V206H79ZM82 207H81V208H82ZM88 207H89V208H88ZM92 207H93V208H92ZM94 207H95V208H94ZM43 208H44V209H43ZM81 208H79V209H81ZM90 208H91V210H90ZM121 208H122V209H121ZM28 209H29V210H28ZM40 209H41V210H40ZM42 209H43V210H42ZM65 209H64V210H65ZM84 209H85L86 211H85ZM30 210L32 211V213L30 212ZM55 210H56V211H55ZM117 210H118V211H117ZM119 210H121V212L123 211V212H125V213L122 212V213H123V214H122ZM8 211H9V209H8ZM8 211H7V212H3L1 215H2L3 217H5L4 215L7 216ZM27 211H24V212L26 213ZM37 211H38V212H37ZM41 211H42V213H41ZM58 211H59L58 215L60 214L59 217H61L60 219H59L58 215L56 214ZM67 211H69V212H67ZM102 211L105 212V214H104ZM106 211H107V213H106ZM115 211H116V212H115ZM45 212H46V213H45ZM53 212H54V213H53ZM66 212H67V214H68V213H69V214H68V215H65ZM117 212H119V213H117ZM4 213H6V214H4ZM25 213H24V214H25ZM30 213H31V214H30ZM33 213H34V214H33ZM37 213H38V214H37ZM43 213H44V214H43ZM61 213H63V214H61ZM71 213H72V214H71ZM87 213H88V214H87ZM95 213H96V214H95ZM99 213H100V214H99ZM108 213H109V214H108ZM120 213H121V214H120ZM132 213H133V215L136 214V216L138 217V213H137V212H135V213L132 212ZM3 214H4V215H3ZM26 214H27V213H26ZM32 214H33V215H32ZM47 214H48V215H47ZM53 214H54V216H53ZM73 214L75 215L74 218L76 217L75 220H77V221H74L73 216L70 217V216L73 215ZM80 214H81V215L83 214V215L81 216ZM89 214H92L93 216H92V215H89ZM27 215H28V214H27ZM27 215H25V216H27ZM35 215H34V216H35ZM61 215H63V217H62ZM69 215H70V216H69ZM76 215H79V216H76ZM84 215H89V216H84ZM99 215H100L101 217H100ZM124 215H123L122 219H120V217H117V216H116V217H117V219L119 218V219H118L119 221L122 220V222H121V221H120V222L118 221L117 223H118V224H119V223H124L126 227L123 226V228L125 229V228H127V226H128L129 224L132 225V223H135V222H132V221H131L129 224H126V223H125L126 219L128 218L127 220L130 221V219H132V218L129 219L130 216H127V218H124V217H125ZM133 215H132V216H133ZM34 216H33V217H34ZM64 216H65V217H68V216H69V217H68L69 220H70L71 218H72V219H71L70 221H68V219L65 218ZM83 216H84V218H81V217H83ZM90 216H91V217H90ZM104 216H103V217H104ZM132 216H131V217H132ZM134 216H135V215H134ZM134 216H133V218H134V220H135V217H134ZM3 217H0V227H1V229H0V231H1V232H0L1 236H0V237H2V236L4 235L3 233H4V231H5L6 227H7L6 225H4V227L2 226V224H1V220H4V221H5V219H6V221H8V220H7L8 217H6L5 219H4ZM27 217H28V216H27ZM30 217H29V218H30ZM33 217L31 218L32 221L34 220ZM96 217H97V218H96ZM107 217H106V218L104 217V219L107 220L108 222H110V220H108L109 218H107ZM137 217H136V219H137ZM1 218H2V219H1ZM56 218H57V221L59 220L58 222L56 221L58 224L55 223ZM63 218H64V219H63ZM92 218H93V220H91ZM94 218H95V219H94ZM123 218H124L125 220H124ZM46 219H47V220H46ZM65 219H66V220H65ZM82 219H84V220H82ZM87 219H88V220H87ZM98 219H99V220H98ZM100 219H102V220H100ZM53 220H54V221H53ZM62 220H64V221H62ZM72 220H73V221H72ZM86 220H87V221H86ZM90 220H91V221H90ZM95 220H96V223H97V222H98V223L100 222V226H97V227H98L97 229H96V225H98V224L94 225V224H95ZM123 220H124V222H123ZM132 220H133V219H132ZM134 220H133V221H134ZM6 221H5V222H6ZM61 221H62V222H65V223H62ZM67 221H68L69 223H67ZM88 221H90V222L94 221V222H92V224H90V222H88ZM107 221H106V222H107ZM128 221H126V222H128ZM135 221H136V220H135ZM5 222H2V223H3V224L8 223V222H6V223H5ZM59 222H61V223L59 224ZM71 222H73V223L75 222V223H74L75 226H76V224L78 225V227L76 226V228L78 229V231H80V230H81V231L78 232L77 229H75V227H73L74 224H72ZM80 222H82V224L85 223V224H84L85 226H84V227H83V225L81 226V225H80V224H81ZM83 222H84V223H83ZM86 222H87V223H86ZM108 222H107V224H106V227H107V228H105V229L103 228L104 231H103V229H100V230H102L104 233L106 232L105 234H104V233L102 234V233H101L102 231L98 230L99 234H101L102 237H103L104 235H106V234H108V235L110 234V233H107V231L110 232V231H109L110 229H109V227H108L110 223H108ZM40 223H41V224H40ZM42 223H43V224H42ZM44 223H45L47 226L44 225ZM48 223H49V225H48ZM78 223H80V224H78ZM88 223H89V224H88ZM50 224H51V226H50ZM52 224H53V225H52ZM54 224H55V225H54ZM61 224H62V225H61ZM65 224H68V225L66 226ZM71 224H72L73 226H72ZM59 225H60V226H59ZM89 225H90V226H89ZM92 225H93V226H92ZM122 225H123V224H121L120 227H122ZM5 226H6V227H5ZM42 226H43V227L46 226L48 229L44 227V228H41V230H40V227H42ZM80 226H81V227H80ZM88 226H89V227H88ZM91 226H92V227H91ZM94 226H95V228H93ZM110 226H111V225H110ZM51 227H52L53 229H51ZM61 227H63L62 229H64V227H65V228L68 227V228H69V230H68L69 232L66 231L68 228H66V229H64V230L62 231V230H61ZM118 227H119V226H118ZM120 227L117 228V226H116V228L118 229V230H116L115 228H113V227L111 226V230H113L114 232L119 231V230L122 231L123 229L120 228ZM128 227H129V226H128ZM2 228H4V229L2 230ZM49 228H50L51 230H50ZM84 228H86V229H84ZM87 228H90V233L88 232L89 230H88ZM112 228H113V229H112ZM70 229H71V231H70ZM91 229H92V230H91ZM106 229H108V230H106ZM128 229H130V228H128ZM49 230H50V232H49ZM60 230H61V231H60ZM74 230H76L77 232H75ZM84 230H85V231L88 230V231L85 232ZM125 230H126V229H125ZM2 231H3V232H2ZM47 231H48V232H47ZM72 231H73V234H70V233H72ZM113 231H111V233H112ZM248 231H249V230H248ZM51 232H53V234H52ZM59 232H60V233H59ZM61 232H62V233H61ZM45 233H47V234L49 235V238H47V236H48L47 234L44 235ZM75 233H76V234H75ZM81 233H82L84 236H85L86 233H88V234L84 237ZM249 233H250V232H248L247 236H250ZM2 234H3V235H2ZM66 234H67V235H66ZM68 234H70V235L68 236ZM77 234H78V235H77ZM80 234H81V235H80ZM32 235H34L36 239H35L34 236H32ZM71 235H72V237H71ZM73 235L75 236V238H74ZM76 235H77V236H76ZM30 236H31V238H34V239L37 241V237H36V234H35L34 231L30 234ZM40 236H41V237H40ZM44 236H45V237H44ZM56 236H57V237H56ZM80 236H81V237H80ZM101 236H100V237H101ZM106 236H107V235H106ZM255 236H256V235H255ZM42 237H43V238H42ZM77 237H80V238L78 239ZM83 237H84L87 241H86L85 239H84V240L81 239V238H83ZM102 237H101V238H102ZM72 238H74V239H73L74 241H77V242H80V243H81L82 240H83V243H84L85 245H84L83 243H81V244L79 243L78 245H80V246H77V245H76L77 242L75 243L74 241H72ZM248 238H249V237H248ZM80 239H81V241H79ZM102 239H104V237H103ZM53 240H54V238H53ZM55 240H54V241H55ZM66 241H67V240H66ZM71 241H72V242H71ZM84 241H85V242H84ZM105 241H106V240H105ZM44 242H45V243H44ZM56 242H55V243H56ZM73 242H74L75 244H74ZM51 243H52V244H51ZM60 243H59V244L57 243V245L59 246V248H61V247L63 246V245H61ZM71 243H73V244H71ZM41 244H42V243H40L39 245H41ZM53 244H54V245H53ZM45 245H44V246H45ZM57 245H56V246H57ZM81 245H82V247H81ZM42 246H43V245H42ZM42 246H39V248L42 249V248L44 247V246H43V247H42ZM51 246H52V247H51ZM56 246H55V248L58 250L59 248H57L58 246H57V247H56ZM87 246H88V247H87ZM93 246H94V248H91L90 250L88 249L90 252H91V250H93L90 254H88V253H89V252H87L88 250H86V251L84 250L85 252H87L86 254H88V255H84V253H83L84 251H83V250H82V251H83V252H82L83 254H82V253H81V254H80V253H77V250L74 251V252L77 254V255L75 254V256H76V257L79 256V257L81 258V259L78 258L79 261H80L79 264H82V263H83L82 261L84 260V258H85L84 264H87V263H86V260H87V261L89 260V261H88V264H91V262H90L91 260H96L97 257H99L98 254H97V256H92V253H93V252H94V254L97 253V251H95V250L98 249V248L96 249L97 246H95V245H93ZM93 246H91V247H93ZM47 248H48V247H47ZM55 248H54V249H55ZM89 248H90V247H89ZM54 249H53V251L56 250V249H55V250H54ZM74 249H73V247H71V250H74ZM94 249H95V250H94ZM51 250H50V251H51ZM57 250H56L55 252H57ZM48 251H49V250H48ZM50 251H49L48 253H49V254H53V253H50ZM53 251H51V252H53ZM202 251H203V250H202ZM262 251L264 252V249H263V250H262V249L260 250V252H262ZM78 252H79V250H78ZM204 252H206V251H204ZM204 252H201V251L198 250L196 253H197V254H201V253H202L201 256H203V253H204ZM260 252H259V253H260ZM263 252L261 253L262 255H259V256H260L259 260H258V258L255 259V258L252 256V254H251V255L249 254V255H248L249 257H247V258H248V260H250V264H252V263L254 262L253 260H255V262H254L255 264H261V263L264 264V254H263ZM79 254H80V255H79ZM94 254H93V255H94ZM205 254L208 255V253L206 252V253H204V257L206 256ZM89 255L92 256V257H90ZM95 255H96V254H95ZM238 255H239V254H238ZM238 255H237V256H238ZM75 256H74V257H75ZM88 256H89V258L86 259ZM201 256L199 255V259H198V255L194 256V258H196V260H199V261H201V262L196 261V260L193 259V262H191L190 264H192V263L194 264L195 262H196L195 264H197L198 262H199L200 264H203V263H204V264H210V263H209V262H210V260H209V259H210L209 256H208V257L206 256L208 259H207L206 257H205V258H204V257L202 258ZM235 256H236V255H235ZM237 256L234 257V260H235V263H236V264H237L238 259H235V258H240L239 256H238V257H237ZM46 257H48V256H46ZM74 257H73V258H74ZM76 257H75V259H77ZM93 257H96V258L94 259ZM73 258H72V260H73V261H76L75 264L79 262L78 260H75V259H73ZM90 258H91V259H90ZM92 258H93V259H92ZM200 258H201L202 260H201ZM44 259H46V258L44 257ZM44 259H42V261H44ZM203 259H205V260H203ZM97 260H99V263L102 262L101 259H100V257H99ZM97 260H96V261H92V262H93L92 264H97V263H96V262H98ZM234 260H233V264H235V263H234ZM261 260H263V261H261ZM42 261H41L40 264H42ZM46 261H47V263L50 262V258H48V260L46 259ZM73 261H72V262H73ZM194 261H195V262H194ZM203 261H204V262H203ZM44 262H45V261H44ZM72 262H71V264H73ZM206 262H207V263H206ZM47 263H43V264H47ZM99 263H98V264H99ZM254 263H253V264H254ZM48 264H49V263H48ZM101 264H102V263H101Z\"/></svg>",
  "mask_w": 264,
  "mask_h": 264
}]
</instances>
